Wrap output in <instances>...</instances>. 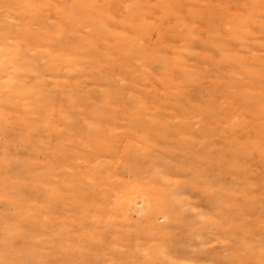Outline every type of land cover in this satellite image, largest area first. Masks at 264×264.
Masks as SVG:
<instances>
[{
  "label": "rangeland",
  "instance_id": "374dc122",
  "mask_svg": "<svg viewBox=\"0 0 264 264\" xmlns=\"http://www.w3.org/2000/svg\"><path fill=\"white\" fill-rule=\"evenodd\" d=\"M3 1V0H2ZM1 0H0V54L2 53V58H3V56L5 57V54L3 53L4 52V46H9V47H18V48H22V50L21 51H18V52H15V54H12V53H7L6 54V60L3 62V70L2 71H4L5 73H3V75L2 76H4V74L6 75V74H8V73H10V76L13 74L12 73V71H11V69H13V68H11V67H14V66H18V67H24L23 65H27V62L29 61V59L31 60L32 58V62H34L35 63V65H36V67H38L39 69H41L42 70V72H43V76H42V73H41V75L40 76H38V75H32V77H30L31 75H27L26 74V71L25 72H19V74H23V76L25 77V79L27 78L28 79V82H30V81H34L36 78V80H35V82L36 83H41V84H43V86L44 87H46V89L47 90H49V91H53V87H54V90L55 91H53V93H55V94H57L58 95V88H59V84H58V82H59V80H61V77H63V75L65 74H67L66 75V77H65V75H64V80H66L67 79V81H69V82H74V83H77V82H79L81 85H82V81H83V84L86 86H84L86 89H87V91L89 92V96L91 97V99H89L91 102H95L96 101V103H99L100 102V97H101V95H100V93H101V91H102V89H104V88H107V89H109V90H111L112 92H113V95H114V97L115 98H118V99H115V101H113V99H111L110 100V105L114 108V109H116V112H118L117 113V115H119V114H121V115H119L118 116V118H117V115L115 116V118H112V119H109V120H106V121H104L103 122V127H102V137L101 138H103V139H101V138H91L92 136H90V134L91 133H89L88 131L89 130H87V129H89V125L87 126L86 124H84V128H83V124L82 123H84V122H86V120L88 121V120H90L89 118H87V119H85L86 117H88V115L87 116H78L77 114H75V113H73L74 115H76V116H73V114H72V116H71V119H70V121L69 122H65L64 121V123H66V125H65V127H64V125L62 124L63 123V121H59V123L58 124H60V126L62 127V128H66V129H62V128H60V131L58 130L57 131V129H54V128H52V129H50V127H47V128H44V129H46L45 131H44V129L42 130H40V132H41V134H40V132H36V133H33L32 135H35V134H38V135H35V136H32L33 138H35L34 140L36 141H34L33 140V142H34V144L37 146H35V149H37V150H35V154H32L31 155V153H30V151L27 149V147L26 146H23V142H21V141H17L18 142V145H17V148H18V150H17V152L16 153H13L14 154V156L17 154V153H19L20 154V156H15V158H17V159H19L15 164H12V166L10 167V169L11 168H13V170H10L9 169V173L10 172H12V174L14 175V176H12V174L10 173V176H12V178H13V180L12 179H9V181H7V182H4V183H2V184H0V195H2L1 197H0V243L2 244V245H0V264H9V262H11L12 264H35L34 263V261H32L31 259H27V257H26V255L23 253V249L25 248V247H27V239H25V236H24V230L25 231H29V229H28V224H23L22 225V231L24 232V233H21V234H16V230H14V229H12V228H10L9 226H15V224L16 223H18L17 222V217H19V213H20V211H18V209H17V204H14V199L12 198V197H14L15 198V196H13L14 194L15 195H17V193H21L23 196H24V194H26L27 196L25 197V200L26 199H28V200H30V199H32L33 200V202H35V200H37L36 201V203L35 204H38V206H39V208L41 209V211H42V213H43V216H44V219L46 220V222H47V235L48 236H45V238H46V240H47V242H46V244H47V246H48V251H49V253L51 254L50 256V260L48 261L47 260V262L45 263V262H43V264H51V260H52V264H59V263H62V264H64L66 261V263L67 264H102V262H103V264H108V262L109 263H113V264H130V262H128V261H130L129 260V258H127V256H126V258H125V254L123 253V249H124V251H130V250H132V249H135V250H137L138 249V246L139 245H142V244H144V241H145V243H148L149 241H148V239L150 240L151 238H152V236L150 235V234H148V232L149 231H147V229L143 226V225H139V224H137L136 223V220H137V218H134V220H133V225L132 226H128V223H126L125 221H123V225H120V223L121 222H118L116 219H118L119 221H122V219L120 218V217H114L113 218V221L111 220V222L114 224V226L116 227H114L115 229H117L118 231H115V230H112V229H110V230H106V231H103V232H97V230L95 231V223H97V220H98V217H95V214L97 215V213H95V212H97V211H99L98 210V208H100V207H105L106 209H107V207L106 206H108L109 205V201L110 202H112V201H115V199H117V198H119V197H121V196H123L124 194H126V195H130V193L133 195V193H138V191L139 192H142V191H144L145 189H146V187H147V185H146V183L148 184V189H146L145 191V194L147 193V190H154V191H156V192H160V193H163L165 196V198H164V200H163V204H165V205H163L164 207H165V211L166 212H168V220L167 221H165L164 223H161V224H163V226H166L167 227V234L165 235V236H163L162 238H161V240L160 241H162V242H165L167 245H169L171 248H172V250H173V252H174V255H175V258L176 259H181L182 257H184L185 255L186 256H189L191 253H187L186 251H188V250H190V251H192L193 250V255H195V256H199V257H202L201 258V260L202 261H200V264L202 263V264H205V261H206V263H208V261H207V256H206V254H207V251H215V249H216V251L217 252H227V249H230V246H231V248L233 247V246H235V244H237V242H238V238H239V234H240V232L237 230V228H236V223L235 224H233V221H231L232 219L235 221L236 220V222H238L239 223V219H241L243 216L246 218H249V221H247V224H248V226H252V229L254 230V232L255 233H260L261 232V230L262 229H264V113H261L260 111H262V112H264V110H263V107H260V109L261 110H257L258 108H257V106L259 105L260 106V104L262 105V104H264V90H263V88H264V37H263V35H264V31H263V28L264 27H259L258 28V26H256V28L255 27H253V30L255 31V36H256V38H258V37H260V38H262L261 40L260 39H256L255 37H254V35H253V37H254V40L252 41V39L250 40V48L248 47V45H247V47H243L242 45H240L239 46V58H241V56H242V54H243V62H242V64H241V62H239V77H242L241 79V82L239 81V96L238 97H235V99H233V104L231 103V101H232V99H226V92H225V87H223V86H225V83L228 81L227 79H228V77H229V74L228 73H230V71H232V70H237L235 67V65L233 64V63H229L228 61H224V59L222 60L221 58L223 57V55H222V48H221V44H222V40H223V38H224V36H225V34H224V31L226 30L225 29V22L223 21V20H225L224 19V17H225V12H226V2H227V0H171L173 3H174V6H175V11H173V13H171V14H169V15H164L163 14V11L160 9V7H159V0H58V1H56V0H45V2H43L44 0H34V2H32L33 0H31V1H29V2H25L24 3V0H4L5 2H2ZM18 1L20 2V3H18ZM40 1V2H39ZM42 1V2H41ZM56 1V2H55ZM101 1H102V3H101ZM112 1V2H111ZM127 1V2H126ZM151 1H152V3H151ZM177 1H179V2H177ZM181 1H183V2H181ZM211 1V2H210ZM219 3H218V2ZM235 1H237V2H241V5L243 4V2L244 1H241V0H235ZM248 1V0H247ZM249 1H251V0H249ZM248 1V3H251V2H249ZM6 2L7 3H9V5H13L14 7H10V6H7V4H6ZM35 2H37V4L35 3ZM52 4H51V3ZM54 2V3H53ZM116 4H115V3ZM120 2H121V4H120ZM123 2H125L124 4H122ZM132 2V3H131ZM134 2V3H133ZM216 2V3H215ZM224 2V3H223ZM184 3V4H183ZM187 3V4H186ZM228 3V2H227ZM247 3V4H248ZM112 4L114 5L113 7H112V9H111V6H112ZM132 4V5H131ZM246 4V3H245ZM186 5V6H185ZM190 7H192V8H194V9H190L189 8V6ZM195 5V6H194ZM197 5V6H196ZM222 7H221V6ZM240 4H239V13L240 12H244V9L246 8V5H245V7H243L244 5H242L241 6ZM251 5V4H250ZM249 4L247 5V7H249L250 6ZM16 6V7H15ZM122 6V7H121ZM126 6H128V7H126ZM194 6V7H193ZM203 6V7H202ZM5 7L7 8V9H5ZM11 9H10V8ZM114 7H116L117 9V11H115V9H114ZM146 7H148V8H146ZM187 7V8H186ZM198 7H199V9H198ZM218 7V8H217ZM241 7H243V9H241ZM15 8V9H14ZM17 8V9H16ZM51 8V9H50ZM58 8V9H57ZM128 8V9H127ZM178 8V9H177ZM196 8V9H195ZM205 8H207V11H206V9ZM215 8V9H214ZM25 9H27V10H25ZM56 11H55V10ZM149 9V10H148ZM183 9H185V10H183ZM205 9V10H204ZM213 9H214V11H213ZM8 10H10V11H8ZM13 10V11H12ZM17 10V11H16ZM23 10H24V12H23ZM69 10H70V13H69ZM112 10V11H111ZM114 10V11H113ZM159 10V11H158ZM161 10V11H160ZM178 10V11H177ZM183 10V11H182ZM210 10V11H209ZM211 10L213 11V13L211 12ZM219 10V11H218ZM29 13H28V12ZM44 11V12H43ZM111 11V12H110ZM123 11V12H122ZM124 11H126V13L124 12ZM150 11H152V12H150ZM154 11H156L155 13H154ZM187 11V12H186ZM193 11V12H192ZM203 11V12H202ZM215 11H218V12H215ZM6 12V13H5ZM50 14H49V13ZM55 12V13H54ZM159 12V13H158ZM209 12V13H208ZM215 12V13H214ZM220 12V13H219ZM7 13H8V15H7ZM21 13V14H20ZM23 13V14H22ZM27 13V14H26ZM48 14L49 16H44L45 14ZM108 14V15H106L105 16V14ZM119 13H120V15H119ZM122 13V14H121ZM185 13H187V14H185ZM205 13V14H204ZM4 14V15H3ZM9 14L11 15V16H9ZM59 14H61L60 16H59ZM126 14V15H125ZM160 14H162V15H160ZM206 14H207V16H206ZM213 14V15H212ZM216 14V15H215ZM241 14V13H240ZM15 15H17V16H15ZM58 16V18H57V16ZM121 15H123V16H121ZM147 15V16H146ZM149 15H151V16H149ZM153 15V16H152ZM186 15V16H185ZM210 15V16H209ZM19 16V17H18ZM23 16V17H22ZM27 16H29V20H28V17ZM264 13H263V15L261 16L260 15V19L259 20H261L262 19V21H264ZM6 17H9V19L8 18H6ZM105 17V18H104ZM116 17V18H115ZM145 17H147V18H145ZM156 17V18H155ZM162 17V18H161ZM179 17V18H178ZM215 17V18H214ZM47 19V21H45L46 19ZM61 18V19H60ZM70 20H69V19ZM76 18V20H73V19H75ZM107 18H109V19H107ZM138 18V19H137ZM149 18V19H148ZM41 19H43L44 20V22L41 20ZM169 19H171V20H169ZM173 19V20H172ZM188 19H190L191 20V22H190V20H188ZM217 19H219V22H218V20ZM8 20V21H7ZM51 22V25L49 26H47V24H48V22L49 21ZM53 20V21H52ZM99 22H98V21ZM119 20V21H118ZM138 20V21H137ZM160 22H159V21ZM166 20V21H165ZM175 20V21H174ZM198 20H199V22H198ZM3 21V22H2ZM10 21H12V22H10ZM41 21V22H40ZM154 21H155V23H154ZM167 21H168V23H167ZM172 21V22H171ZM189 21V23H187ZM193 21H197V22H194L193 23ZM201 21V22H200ZM202 21H203V23H202ZM220 24V23H222L221 25H220V28H219V24L217 23V22ZM28 22V23H27ZM81 23V25H83L84 26V28L80 25V23ZM101 22H103V23H101ZM159 22V23H158ZM185 24H184V23ZM216 22V23H215ZM17 23V24H16ZM29 23H31V25H29ZM36 23V24H35ZM37 23H41V24H37ZM64 23H68L67 25L66 24H64ZM83 23V24H82ZM110 23H112V25L110 24ZM157 23V24H156ZM166 23V24H165ZM169 23H171V24H173V25H171V24H169ZM186 23H187V25H186ZM207 23V24H206ZM213 23V25H211V24ZM4 24V25H3ZM61 26H60V25ZM115 24V25H114ZM194 24V25H193ZM208 25V26H206V25ZM210 24V25H209ZM216 24H218V25H216ZM34 25V26H33ZM44 25H46V27H43ZM71 25V26H70ZM78 25H80V26H78ZM106 25V26H105ZM109 25H111L110 27H108ZM192 25V26H191ZM18 26V27H17ZM23 28H22V27ZM31 26V27H30ZM53 26H54V28H55V26H56V28L58 29V30H60L58 33H56L55 31H56V28L54 29L53 28ZM116 26H119L120 28L118 29ZM201 26H203L204 28H202ZM210 26V27H209ZM213 26V27H212ZM14 27H16V29L14 28ZM21 27V29H19ZM35 27V28H34ZM60 27H62V28H60ZM183 27H185V28H183ZM190 27V28H189ZM208 29V30H206V28ZM224 27V28H223ZM6 28V29H5ZM27 28H29L31 31L33 30V33H31L29 30H26ZM69 28H70V30H69ZM129 28V29H128ZM169 28V29H168ZM186 28H187V30H186ZM201 28V29H200ZM257 28L260 30V31H258L257 30ZM25 29V30H24ZM36 31H35V30ZM63 29H64V31H63ZM78 29V30H77ZM87 29V30H86ZM107 29V30H106ZM112 29H114V32H113V30ZM181 29V30H180ZM212 29V30H211ZM16 30H18V31H16ZM20 30L22 31V33H20ZM81 30H82V33H81ZM127 30V31H126ZM131 30V31H130ZM177 30H179V31H177ZM203 30V31H202ZM217 30V31H216ZM220 30V31H219ZM222 30V31H221ZM24 31V32H23ZM26 31H29L31 34H29V32L27 33ZM78 31H80L79 33H78ZM196 31V32H195ZM262 31V32H261ZM26 32V33H25ZM37 32H39L41 35H40V38H39V35L38 36H36V34H37ZM69 32V33H68ZM85 32H87V33H85ZM117 32V33H116ZM123 32V33H122ZM134 34H133V33ZM170 32V33H169ZM17 33V34H16ZM48 33V34H47ZM52 33H54V35L56 36V34H59V36L60 35H62L61 37H59V36H56L57 38H54L55 36L52 34ZM84 33V34H83ZM115 33V35L113 36L112 34H114ZM122 33V34H121ZM125 33H127V34H125ZM191 33V34H190ZM196 33H198V34H196ZM223 33V34H222ZM225 33H226V31H225ZM260 33H261V36H257V35H260ZM18 34H19V36H20V38H18L19 36H18ZM45 36H44V35ZM76 36V37H74V35ZM106 34V35H105ZM167 34V35H166ZM171 34V35H170ZM181 34H183L184 36H182ZM27 35V36H26ZM34 35V36H33ZM67 35H69V36H67ZM92 35H93V37H92ZM116 35H117V38H116ZM191 35H192V37H191ZM47 36V37H46ZM51 36V39H49V40H47L49 37ZM65 36V37H64ZM96 36V37H95ZM168 36H170L169 38H167ZM207 36V37H206ZM12 39H11V38ZM32 37H35L34 39H31ZM52 37L54 38L53 40H52ZM59 37V38H58ZM124 37V38H123ZM155 37V38H154ZM166 37V38H165ZM10 38V39H9ZM14 38H17V39H14ZM36 38H38V39H36ZM94 40H93V39ZM96 38V39H95ZM114 38V39H113ZM120 38V39H119ZM207 39V40H205V39ZM56 39V40H55ZM63 39V40H62ZM67 39V40H66ZM108 40V42H110V43H108L107 42V40ZM132 39V40H131ZM145 39V40H144ZM149 39V40H148ZM151 39V40H150ZM10 42H9V41ZM39 40V42L37 43H35V42H33V41H38ZM42 40V42H41V44L43 43H45V46H47L46 44H48V41L50 42V40H51V42L53 43V44H55V46L50 42L49 44H52L53 46L48 50L49 52H47V51H45L46 49H44V45H41V44H39L40 43V41ZM45 40H46V42H45ZM66 40V41H65ZM101 40L102 41V43L101 42H99V41ZM164 40V41H163ZM173 40V41H172ZM21 41V42H20ZM44 41V42H43ZM56 41V42H55ZM95 41H97V43L95 42ZM151 41V42H150ZM160 41V42H159ZM175 41H177V42H175ZM178 41L180 42V43H178ZM203 41V42H202ZM262 41V42H261ZM22 44V47H21V44ZM23 42V43H22ZM28 42V43H27ZM30 42V43H29ZM65 42V43H64ZM114 42V43H113ZM163 42H165L164 44H163ZM259 42H260V44H259ZM34 43V44H33ZM98 43H100V44H98ZM103 43H104V45H103ZM174 43V44H173ZM253 45H252V44ZM256 43H257V45H256ZM262 43V44H261ZM15 44H17V45H15ZM25 44V45H24ZM38 44V45H37ZM63 44H66V45H63ZM96 44H98V45H100V47L98 46V45H96ZM142 44V45H141ZM144 44V45H143ZM147 44V45H146ZM150 44V45H149ZM159 44H161V45H159ZM256 46H255V45ZM36 45V46H35ZM58 45H61V46H58ZM62 45H63V47H62ZM75 45V46H74ZM103 45V46H102ZM174 45V46H173ZM31 46V47H30ZM39 46V47H38ZM43 46V47H42ZM65 46H66V48H65ZM98 46V47H97ZM116 46V47H115ZM128 46V47H127ZM180 46V47H179ZM196 46H197V48H196ZM62 47V48H61ZM72 47H74V48H72ZM105 49H104V48ZM147 47V48H146ZM174 50V48H175V50H174V52L172 51V52H169V49H170V51L172 50L171 48ZM203 47V48H202ZM3 48V49H2ZM27 48H29V49H27ZM30 48H32V49H30ZM43 48V49H42ZM144 48H145V52H144ZM154 48V49H153ZM155 48H157V49H155ZM177 48H180V49H177ZM204 48H206V49H204ZM248 48L250 49V50H248ZM19 49V50H20ZM26 49L28 50V51H26ZM41 49V50H40ZM70 50L69 52H67V50ZM72 49V50H71ZM149 49V50H148ZM215 49V50H214ZM30 50H32L33 52L31 53L30 52ZM44 50V51H43ZM152 50V51H151ZM177 50H179V52H177ZM195 50V51H194ZM198 51V53H196L197 51ZM242 50V51H241ZM245 50V51H244ZM40 51H41V53H40ZM84 53H83V52ZM131 51V52H130ZM161 51H163L162 52V54H163V56L164 57H168L170 60L171 59H175V57L179 54V55H181V58H182V60H183V63L185 64L188 60L190 61V63H187L186 65H185V67H187V69L189 70V75H188V77H186V75L185 74H183L182 73V71L180 70V67H175V68H173L172 69V71L170 72V75H171V77H172V83H171V85H168L167 84V82H165V79L164 78H161V75L159 74V71H160V73H161V69H159V68H157V64H155V63H153L154 64V66H153V64H150L148 61H150V57H156V55L157 54H159L160 56H162V54H160L161 53ZM211 51H213V53L211 52ZM216 51V52H215ZM217 51H219L220 53H218ZM241 51V52H240ZM246 51H248V52H246ZM29 52H30V54H29ZM53 52V53H52ZM73 52V56L71 55V53ZM166 52H167V54H166ZM75 53H77V54H75ZM78 53L81 55L80 57H79V55H78ZM150 53H151V55H150ZM168 53H170V54H168ZM172 53V54H171ZM252 53H254V54H252ZM259 53V54H258ZM4 54V55H3ZM24 54H26V56L24 55ZM29 54V55H28ZM58 54H60L59 56H57ZM100 54V55H99ZM131 54H134V55H131ZM147 54H148V57H147ZM165 54V55H164ZM198 54H199V56H198ZM212 54V55H211ZM261 54V55H260ZM21 55V56H20ZM24 55V57H25V59H24V57H22ZM118 57H117V56ZM140 55V56H139ZM183 55H184V57H183ZM220 55H221V58H220ZM252 55V56H251ZM255 55V57H253ZM37 56H39V57H37ZM54 57V56H57L58 58H56V57H54V58H51V57ZM61 56H63V59H62V57ZM85 56V57H84ZM103 56H104V58H103ZM107 56V57H106ZM112 56V57H111ZM115 56V57H114ZM134 56V57H133ZM138 56V57H137ZM170 56H174V57H170ZM186 56H187V58H186ZM210 56H212V57H210ZM46 57V58H45ZM85 58L84 60H83V58ZM143 60H141L140 58ZM145 57V58H144ZM260 57V58H259ZM8 58V59H7ZM21 58H22V60H21ZM28 58V59H27ZM48 58H51V59H48ZM66 58H68V59H66ZM76 58V59H75ZM77 58H79V59H77ZM91 59V60H89V59ZM95 58H96V60H98V61H96L95 60ZM114 58V59H113ZM136 58V59H135ZM138 58V59H137ZM207 58H209V59H207ZM224 58V57H223ZM253 58H256L257 59V61H255L256 59H253ZM261 58H263V59H261ZM21 60V62L23 63L22 65H21V63H18V61L20 62V60ZM38 59V60H37ZM43 59H44V62H43ZM45 59L47 60V61H45ZM82 59V60H81ZM94 59V60H93ZM149 59V60H148ZM186 59H187V61H186ZM191 59V60H190ZM194 59V60H193ZM199 59H201V61L199 60ZM212 59V60H211ZM213 59H215L214 61H213ZM219 59V60H218ZM66 60V61H65ZM71 60V61H70ZM112 60V61H111ZM120 60H122V61H120ZM138 60V61H137ZM140 60L142 61V62H140ZM249 60V61H248ZM252 60V61H251ZM100 61V62H99ZM107 61V62H106ZM118 61H120V62H118ZM124 61V62H123ZM132 61V62H131ZM186 61V62H185ZM188 61V62H189ZM206 62V64H205V62ZM208 61H210V62H208ZM224 63H223V62ZM240 61V60H239ZM248 62V63H244V62ZM40 62V63H39ZM59 62V63H58ZM67 62V63H66ZM92 62V63H91ZM116 62H118V63H116ZM122 62V63H121ZM138 62H140L141 64H139V65H136V63H138ZM194 64H193V63ZM212 62V63H211ZM251 64H250V63ZM38 63H39V65H38ZM65 63V64H64ZM96 64V66L97 67H95V64ZM115 63V64H114ZM125 63V64H124ZM128 63V64H127ZM133 63H135V64H133ZM172 64H175V62L173 61V62H171ZM225 63H229V64H226L225 65ZM252 63H253V65H252ZM97 64H100V65H97ZM111 65V66H109V65ZM120 66V67H123V65H125L124 67L126 68V69H123L122 68V70H125L124 71V73L125 74H127L128 76H126L124 73H123V71H121V69L118 67V65ZM146 64H147V66H146ZM20 65V66H19ZM49 65V66H48ZM61 65H62V67H61ZM65 65V66H64ZM84 65V66H83ZM87 65V66H86ZM106 67H105V66ZM114 65V66H113ZM117 65V66H116ZM122 65V66H121ZM134 65V66H133ZM205 65H207V66H205ZM214 65V66H213ZM218 65H221V66H218ZM223 65H225V66H223ZM231 65V66H230ZM248 65V66H247ZM252 65V66H251ZM262 65V67H260ZM42 66V67H41ZM43 66H45V67H43ZM60 66V67H59ZM64 66V67H63ZM74 66V67H73ZM79 66H81V67H79ZM88 67V68H86V67ZM89 66H90V69H89ZM109 66V67H108ZM132 66V67H131ZM138 66H139V68H138ZM196 66V67H195ZM210 66V67H209ZM243 67V68H246V69H244L242 72H241V68L240 67ZM55 67H57V68H55ZM65 67H67V68H65ZM78 67V69H76V68ZM95 67V68H94ZM99 67V68H98ZM116 67V68H115ZM130 69H129V68ZM134 67V68H133ZM212 67V68H211ZM219 69H221V70H219L218 71V68ZM256 67V68H255ZM46 68V69H45ZM54 68V69H53ZM83 68H85V69H83ZM91 68L93 69V71L91 70ZM155 68V69H154ZM190 68H191V70H190ZM252 68H253V70H252ZM255 68V69H254ZM260 68V69H259ZM263 68V69H262ZM86 69H87V72H86ZM97 69V70H96ZM137 69H139V70H137ZM146 69H148L149 70V72L151 71V70H154V71H151L150 72V76H146V74L147 73H145L146 71ZM151 69V70H150ZM177 69H178V71H177ZM212 69H217L216 71L218 72H216V71H213ZM248 69H249V71H248ZM256 69H257V71H256ZM48 70V71H47ZM89 70H91V72L89 71ZM159 70V71H158ZM193 70H194V72H193ZM230 70V71H229ZM259 70V71H258ZM11 71V72H10ZM47 71V72H46ZM66 71V72H65ZM82 71V72H81ZM98 71H100V72H103L102 73V75L105 73V75H104V77H102L101 76V73L100 72H98ZM121 71V72H120ZM142 71V73H140ZM157 71V72H156ZM174 71H175V73H174ZM191 71V72H190ZM8 72V73H7ZM64 73V74H61V73ZM68 72V73H67ZM119 72H120V74H119ZM127 72H129V74L127 73ZM137 72V73H136ZM207 72V73H206ZM260 72H262V73H260ZM106 73H109V75H107ZM135 73V74H134ZM139 73V74H138ZM171 73H173V74H171ZM193 73H194V75H193ZM196 73H198V74H196ZM203 73V74H202ZM208 74L207 76H206V74ZM254 73V74H253ZM258 73V74H257ZM38 74H40V71L38 72ZM88 74H91V75H88ZM95 74V75H94ZM122 74H124V75H122ZM141 74V75H140ZM152 74H153V76H152ZM61 75V76H60ZM84 77H83V76ZM132 75V76H131ZM143 75V76H142ZM205 75V76H204ZM217 75H221L222 77H220V78H216V77H219V76H217ZM228 76V77H226V76ZM258 75V76H257ZM259 75H260V77H262V78H259ZM29 76V77H28ZM70 76H72L71 78H70ZM74 76H76V77H74ZM99 76H101L100 78H101V81H100V78H99ZM134 76H136L135 77V79H133L134 78ZM142 76V77H141ZM154 76H156L155 78H154ZM179 76H180V79H179ZM213 76H215V77H212ZM50 77V78H49ZM54 77V78H53ZM90 77H93V78H90ZM106 77V78H105ZM150 77H151V80H150ZM186 77V78H185ZM202 77V78H201ZM206 77H208V78H206ZM246 77V78H245ZM247 77H248V79H247ZM31 78V79H30ZM70 78V79H69ZM91 80H90V79ZM95 78V79H94ZM142 78H143V80H142ZM159 78L160 79H162V83L161 82H158L159 81ZM182 78V79H181ZM198 78H199V80H198ZM40 79V81H38ZM89 79V80H88ZM106 79H108L107 81H106ZM117 79H119V80H117ZM163 79H164V82H163ZM205 79V80H204ZM214 79H218V81H219V83L217 84V83H214V82H216V80L214 81ZM243 79H245V80H243ZM43 80V81H42ZM45 80V81H44ZM50 80V81H49ZM77 80V81H76ZM125 83V86H124V83L122 82V81ZM157 80V81H156ZM176 80V81H175ZM178 80V81H177ZM226 80V81H225ZM240 80V79H239ZM38 81V82H37ZM98 81V82H97ZM100 81V82H99ZM115 81H118L119 82V84H118V82H115ZM145 81V82H144ZM152 81V82H151ZM161 81V80H160ZM193 81H194V85H192L193 84ZM195 81H196V83H195ZM213 82V84H214V86H212L213 84H212V82ZM247 81H249V82H251V83H249L248 82V84H249V86H248V84L246 83ZM43 82V83H42ZM87 82V83H86ZM143 82H144V84H143ZM149 82H151V83H149ZM189 82H192V83H189ZM199 84H198V83ZM202 82V83H201ZM209 82H211V83H209ZM245 82V83H244ZM90 83V84H89ZM93 83V84H92ZM98 83V84H97ZM105 83V85L103 86V84ZM113 83V84H112ZM114 83H115V85H114ZM145 83H147V84H145ZM174 83V84H173ZM185 83H188V86H189V88L188 87H186L187 86V84L185 85ZM87 84H89V85H87ZM121 84H123V85H121ZM129 84H130V86H129ZM107 85V86H106ZM110 85H112L113 87H114V89H113V87L112 86H110ZM132 85V86H131ZM183 85H184V87H185V90L187 91H185L183 88H181V87H183ZM247 85V86H246ZM83 86V85H82ZM91 86V87H90ZM148 86V87H147ZM259 86V87H258ZM97 87V88H96ZM132 87H134V88H132ZM136 87V88H135ZM150 87V88H149ZM153 87H156L155 89L153 88ZM173 87V88H172ZM175 87V88H174ZM190 87L191 88H193V89H190ZM196 87H197V89H196ZM223 87V88H222ZM248 87V88H247ZM55 88H57V89H55ZM98 88H99V90H98ZM112 88V89H111ZM119 89V88H121L123 91H124V93H125V95H120V96H115L116 94H114L115 92V89ZM129 88H132V89H129ZM142 88V89H141ZM171 88V89H170ZM177 88H178V90H177ZM180 88V89H179ZM186 88H188V89H186ZM141 89V90H140ZM144 89V90H143ZM148 89V90H147ZM150 89V90H149ZM159 91H158V90ZM200 91H199V90ZM220 90V91H217V90ZM250 89H255V90H251L250 91ZM260 89H262V90H260ZM90 90V91H89ZM101 90V91H100ZM133 90V91H132ZM177 90V91H176ZM181 90V91H180ZM183 90V91H182ZM191 90V91H190ZM195 90H196V93H195ZM198 90V91H197ZM207 90V91H206ZM260 90V91H259ZM93 91H96V92H93ZM135 91V92H134ZM152 91V92H151ZM167 91H169V92H167ZM171 91H174V93H172ZM179 91V92H178ZM204 91H206V92H204ZM208 91H210V92H208ZM214 92V95H213V92ZM223 91L225 92L224 93V95L222 94L223 93ZM253 91V92H252ZM263 93H262V92ZM92 92V93H91ZM132 92V93H131ZM183 92V93H182ZM186 92V93H185ZM194 92V93H193ZM199 92V93H198ZM215 92H216V94H215ZM257 92V93H256ZM259 92V93H258ZM261 92V93H260ZM94 93V94H93ZM96 93H98V95H96ZM146 93H148V99L146 98L147 96H146ZM150 93V94H149ZM156 95H155V94ZM166 93H172V94H170V96H169V94H166ZM175 93H179V96L177 97V95L178 94H175ZM183 95H182V94ZM192 93H193V95H192ZM219 93H220V96L222 97V98H224V99H222L220 96H218L219 95ZM130 94V95H129ZM134 94H137V95H134ZM160 94V95H159ZM185 94V95H184ZM194 94L196 95V96H194ZM198 94H200V95H198ZM227 94H228V92H227ZM127 95V96H126ZM166 95V96H165ZM188 95V96H187ZM211 95V96H210ZM213 95V96H212ZM62 96V95H61ZM97 96V98H95V97ZM122 96V97H121ZM130 96V97H129ZM131 96H139V97H142L144 100H142L143 101V103L145 102V104H148V105H146L147 106V108H148V111L150 112L149 114H147L146 116H148L149 115V118H146V116H145V118H144V122L141 124V123H139L138 122V120L136 119V114L134 113V111H135V108H134V110L132 109L134 106H133V102L132 103H130L129 104V102H131L132 101V99H130L129 100V98H131ZM155 96V97H154ZM160 96H161V98H160ZM168 96L172 99L173 97H175V98H173L172 100H170V98H168ZM184 96V97H183ZM185 96H186V98H185ZM205 96H206V98H205ZM58 97H60V96H58ZM66 97V94H64L63 95V97L62 98H65ZM99 97V98H98ZM113 97V98H114ZM121 97V98H120ZM127 97H128V100H127ZM166 97V99L168 98V100H166V99H164ZM177 97V98H176ZM188 97V98H187ZM194 97V98H193ZM199 97V98H198ZM207 97H209V99L207 98ZM92 98L95 100H92ZM126 98V99H125ZM155 98V99H154ZM192 98V99H191ZM237 98V99H236ZM120 99H122L123 101H121ZM125 99V100H124ZM150 99H152V100H150ZM212 101H211V100ZM215 99V100H214ZM217 99H218V102H216V105H215V103L213 102V101H217ZM61 100V101H60ZM63 100V101H62ZM118 100L120 101V102H118ZM127 100V101H126ZM165 101V103H162V101ZM181 102H180V101ZM194 100V101H193ZM203 100V101H202ZM209 100H210V102H209ZM222 100H223V102L224 103H221L222 102ZM228 100V101H227ZM241 100H243V101H241ZM163 101V102H164ZM169 101V102H168ZM171 101V102H170ZM176 103H175V102ZM207 101V102H206ZM174 102V103H173ZM183 102V103H182ZM191 102V103H190ZM227 102H228V106H227ZM56 103H58V104H60V105H66L67 103H68V99H56ZM82 102H80L79 103V107H80V109L81 110H83L84 108H85V103H83V104H81ZM150 103H152V104H150ZM185 103L186 104H188V105H185ZM204 103V106L202 107V104ZM219 103L221 104V105H224V106H222V108H220L221 106L219 105ZM122 104V105H121ZM154 104V106H152ZM158 104H160L162 107H165V106H167V108L165 107V108H161V106L160 105H158ZM172 104V105H171ZM194 104V105H193ZM195 104H196V106H195ZM208 104V105H207ZM218 104V105H217ZM242 104V105H241ZM244 104V105H243ZM82 105V106H81ZM85 105V106H84ZM131 105V106H130ZM151 105V106H150ZM155 105H157V106H155ZM164 105V106H163ZM169 105H171V106H169ZM200 105V106H199ZM240 105V106H239ZM160 107V109H158L159 107ZM169 106V107H168ZM186 106V107H185ZM188 106V107H187ZM220 106V107H219ZM120 107H122V108H120ZM132 107V108H131ZM155 107H158V108H156V109H158L159 110V112L157 113V110L155 111ZM172 107V108H171ZM201 107V108H200ZM205 107V108H204ZM206 107H208V108H206ZM247 107V108H246ZM118 108H120V109H118ZM150 108V109H149ZM186 108H188V109H186ZM198 109V111L196 112V110ZM230 108H232V110L234 111V109H235V111H237V114L238 115H240V116H238V118L236 117V119L234 120V121H237L236 122V128L234 129V128H232V127H230V126H228V124L225 122V121H227V117L230 115V114H232V113H230L229 114V112H227L226 113V111H230ZM245 108V109H244ZM253 108V109H252ZM203 110V111H200V110ZM210 109H211V111L214 109V111H216V113H214V112H210ZM220 109L222 110L221 112H222V114H221V112H219L220 111ZM228 109V110H227ZM237 109V110H236ZM124 110V111H123ZM127 110V113L125 112ZM176 110V111H175ZM179 110V111H178ZM205 110H208L209 111V113H206L205 112ZM223 110H224V112L225 113H223ZM242 110H244V111H242ZM248 110V111H247ZM251 110V111H250ZM255 110V111H254ZM258 112H257V111ZM122 111V112H121ZM151 111H155L154 113H152ZM166 111V112H165ZM200 111V112H199ZM242 111V112H241ZM126 114H125V113ZM131 112V113H130ZM168 112V113H167ZM172 112H174V113H172ZM179 112V113H178ZM184 112H186V113H184ZM241 112V114H239ZM253 112V113H252ZM130 113V115H128ZM177 113V114H176ZM187 113L188 114H190V115H187ZM244 113V114H243ZM252 113V115H250V114ZM254 113H257L256 114V116H255V114ZM135 114V115H134ZM166 114V115H165ZM181 114H184V116L186 117H184L183 115H181ZM198 114H200L199 116H198ZM218 115V117H215V118H219V120L217 119V120H215V118H213V117H211V115ZM170 117H168V116ZM188 117H187V116ZM224 115V116H223ZM250 117H249V116ZM254 115V116H253ZM204 116V117H203ZM220 116H223V117H220ZM243 116V117H242ZM76 117V118H75ZM78 117H80L81 118V121H80V118L78 119ZM121 117V118H120ZM158 117H159V120H157L158 119ZM161 117V118H160ZM226 117V118H225ZM125 118H127V120L125 119ZM151 118V119H150ZM163 118V119H162ZM164 118H168V119H170L169 121H168V119H167V121H165L166 119H164ZM191 118H193V120L191 119ZM203 118V119H202ZM209 118V119H208ZM240 118V119H239ZM249 118V119H248ZM256 118V119H255ZM260 118H262V119H260ZM117 119H118V121H117ZM174 119V120H173ZM178 119H180V120H178ZM207 119H208V121H207ZM245 119V120H244ZM259 119V120H258ZM116 122H115V121ZM126 120V121H125ZM153 120V121H152ZM166 122H164V121ZM194 120H201V121H196V122H194ZM213 120H214V122H213ZM247 120V121H246ZM250 122H249V121ZM109 121H110V124H109ZM119 121L120 122H123V123H119ZM129 121V122H128ZM157 121V122H156ZM180 121V122H179ZM191 121H193V122H191ZM215 121H216V123H215ZM218 121V122H217ZM74 122H76V125L74 126ZM77 122H78V124H77ZM81 122V123H80ZM106 122V123H105ZM107 122H108V125H107ZM154 122H156L155 124H156V127L154 126V128H153V125H155L154 124ZM160 122H163V123H160ZM186 122V123H185ZM202 122H204V123H202ZM208 122V123H207ZM222 122V123H221ZM225 122V123H224ZM241 123V125L243 124V126H241V125H239L240 123ZM260 122L262 123V124H260ZM106 125H105V124ZM133 123H135V125L133 124ZM165 123V124H164ZM169 123H171L170 125H168ZM189 123V124H188ZM200 125H199V124ZM217 123H221V125H219L218 126V124ZM117 124H118V126H117ZM151 124H153L152 126H150ZM180 124H181V126H183V127H181L180 126ZM208 124V125H207ZM212 124V125H211ZM244 124H245V126H244ZM256 124H260L261 126H259V125H257L256 126ZM72 125V126H71ZM122 125H123V127H122ZM125 125V126H124ZM134 125V126H133ZM165 125H166V127H165ZM193 125V126H192ZM202 125V126H201ZM211 125V126H210ZM216 125H217V127H218V131H217V128H216ZM223 125H225V127H224V130H223V128H221V126H223ZM254 125V126H253ZM59 126V125H58ZM74 126V127H73ZM87 128H86V127ZM105 126V127H104ZM109 126H110V128H109ZM174 129H172L171 127ZM178 126H180V127H178ZM186 126H188V127H186ZM195 126H197L196 128H195ZM241 126V127H240ZM247 126H248V128H247ZM251 126V127H250ZM68 127H72V128H68ZM116 129V131H115V129ZM126 127V128H125ZM127 127H130L129 129L127 128ZM168 127H169V129H168ZM211 127H213V128H211ZM215 127V128H214ZM227 127V128H226ZM228 127H229V129H230V131H228L227 132V130H229L228 129ZM235 127V126H234ZM254 127H255V129H254ZM258 127H260V130H259V128ZM105 128V129H104ZM118 128V129H117ZM177 128H179V129H177ZM187 128H189V129H187ZM195 128V129H194ZM198 128H200V129H198ZM244 128V129H243ZM62 129V130H61ZM68 129V130H67ZM131 129H134L133 130V132H134V134L133 133H130L132 130ZM166 130V131H164V130ZM177 129V130H176ZM186 129V130H185ZM191 129V130H190ZM227 129V130H226ZM232 129H233V132H234V130H235V134L234 133H232L231 131H232ZM239 129H241L240 131H239ZM47 130H48V132H47ZM49 130H53L52 132L50 131L49 132ZM66 130V131H65ZM71 130V131H70ZM118 130H120V132L118 131ZM123 130V131H122ZM126 130V131H125ZM185 130V131H184ZM221 130H223V131H221ZM226 130V131H225ZM247 130V131H246ZM255 132H253V131ZM256 130V131H255ZM19 130H15V132L18 134L19 132H18ZM44 131V132H43ZM63 131V132H62ZM110 131V132H109ZM113 131V132H112ZM138 131H139V135H136V134H138ZM151 131H153V135L150 133ZM182 132V133H180V132ZM200 131V132H199ZM221 131V132H220ZM238 131V132H237ZM241 131H243V132H241ZM261 133H260V132ZM15 132L12 130V129H10L8 132H7V134H1L0 136V142H2L3 140H5V138H9L12 134L13 135H15ZM59 132H61V133H59ZM108 132H109V134H108ZM112 132V133H111ZM114 132L116 133V134H114ZM124 132V133H123ZM140 132H141V135H140ZM154 132H157L158 133V136L157 135H154ZM163 132H165V133H163ZM167 132V133H166ZM176 132H178L177 134H176ZM186 132V133H185ZM217 132H218V134H217ZM226 132V133H225ZM241 132V133H240ZM247 132H249V133H247ZM258 132V133H257ZM43 133V134H42ZM51 133H53L52 135H51ZM70 133V134H69ZM71 133L73 134V135H71ZM83 133H86V135H84ZM107 133V134H106ZM157 133H155V134H157ZM162 133H163V135H162ZM173 133H175V135L173 134ZM194 133V134H193ZM198 133V134H197ZM200 133V134H199ZM203 133V134H202ZM214 133V134H213ZM241 135H240V134ZM40 134V135H39ZM55 134V135H54ZM57 134H61L60 135V137H59V135H57ZM113 136H112V135ZM123 134V135H122ZM151 134V135H150ZM164 134H168V137H167V135H166V137H165V135ZM170 134V135H169ZM187 134H188V136H187ZM202 134V135H201ZM206 134V135H205ZM213 134V135H212ZM221 134V135H220ZM230 134V135H229ZM246 134V135H245ZM249 134L251 135V137H248L249 136ZM255 134H257L258 135V137L255 135ZM48 135H49V137H48ZM69 135V136H68ZM83 135H84V137H83ZM105 135V136H104ZM120 135H122L123 136V138H121L120 137ZM150 135V136H149ZM177 135V136H176ZM183 136L182 138H181V136ZM191 135H193V137L191 136ZM204 135V136H203ZM210 135V136H209ZM254 135V136H253ZM2 136H4V137H2ZM47 136V137H46ZM50 136H51V138H50ZM59 138H58V137ZM71 136V137H70ZM104 136V137H103ZM109 137V138H107V137ZM126 136V137H125ZM180 137V139H179V137ZM209 136V137H208ZM222 136V137H221ZM55 137H57L56 139H55ZM70 137V138H69ZM87 137V138H86ZM118 137H120V138H118ZM129 137H131V138H129ZM133 137H135L134 139H133ZM153 139H152V138ZM157 137H158V140H157ZM163 139H162V138ZM189 137V138H188ZM191 137V138H190ZM232 137H234L233 139H232ZM247 137H248V139H247ZM260 137L262 138V141H260L259 139H260ZM43 140L44 142H46V143H41L40 142V140ZM48 138H50V139H48ZM67 138L69 139V140H67ZM75 139V141H73L74 139ZM150 138H151V140L152 141H150ZM161 138V139H160ZM171 138L173 139V140H171ZM207 138V140H205ZM212 138V139H211ZM52 139V140H51ZM73 139V140H72ZM89 141H88V140ZM110 139V140H109ZM113 139H116V141H113ZM119 139V140H118ZM122 139H124V140H122ZM128 139V140H127ZM167 139V140H166ZM168 139H170V140H168ZM176 139H178V141L176 140ZM194 139H196V140H194ZM239 141H238V140ZM247 139V140H246ZM48 140H50V141H48ZM93 140V141H92ZM95 140V141H94ZM99 140H102V142L101 141H99ZM104 140L106 141V143H108V141H109V143L106 145V143H104ZM113 142H112V141ZM123 142H122V141ZM133 140V141H132ZM155 140L156 141H158V142H155ZM175 140V141H174ZM225 140V141H224ZM230 140V141H229ZM245 140V141H244ZM251 140V141H250ZM67 141H69V143L67 142ZM75 143H73V142ZM79 141V142H78ZM99 141V142H98ZM132 143H130V142ZM138 143H137V142ZM144 141H145V143H144ZM154 141V142H153ZM163 141V142H162ZM187 141V142H186ZM198 141V142H197ZM202 141H204V142H201ZM214 142V143H211V142ZM224 141V142H223ZM233 141H236V142H238V144H239V147L241 146V147H245L246 149H245V151H243V153H241L240 155H239V157H238V160L236 159L235 160V155H234V153H233V151H232V142ZM21 142V143H20ZM40 142V143H39ZM59 142V144L61 145V143H63L61 146H59V144H57ZM72 142V143H71ZM76 142H77V144H76ZM86 142H87V144H86ZM89 142V143H88ZM94 142V143H93ZM135 142H136V145H135ZM171 142V143H170ZM175 142V143H174ZM176 142L178 143V144H176ZM185 142V143H184ZM190 142V143H189ZM207 142H208V150H207V152H206V150H204V149H206V147H207V145L205 146V144H207ZM210 142V143H209ZM241 142V143H240ZM50 143H51V145H50ZM66 143H68L69 144V149L67 148L68 146H66ZM80 143V144H79ZM83 145H82V144ZM97 144V145H95V147H94V145L93 144ZM99 143H104V145H106V146H102V144H99ZM122 143V144H121ZM155 143H157V144H155ZM166 143V144H165ZM175 145H174V144ZM181 143H183L184 144V146L186 147H184L183 146V144H181ZM225 143V144H224ZM263 143V144H262ZM38 144H40L39 146L40 147H38ZM48 146H47V145ZM99 144V145H98ZM152 144V145H151ZM162 144H164V145H166V149H165V147L163 146L162 147ZM169 144H172L173 145V147H171V145L169 146ZM57 147H60V148H57ZM74 145H76V146H74ZM86 145V147H84ZM88 145V146H87ZM89 145H90V147H89ZM110 145H112V146H109ZM120 145V146H119ZM124 145V146H123ZM138 145V146H137ZM153 145H158L159 147H155V148H153L154 146ZM182 145V146H181ZM194 145V146H193ZM214 145V146H213ZM226 145H228L229 147H227ZM41 146H42V148H41ZM80 146V147H79ZM96 146H98L99 148H96ZM117 146H118V148H119V150L118 149H115V148H117ZM142 146V147H141ZM146 147V148H144V147ZM149 146H150V148H149ZM205 146V147H204ZM210 146V147H209ZM223 146V147H222ZM263 146V147H262ZM25 147V148H24ZM48 147H49V151H46V150H48ZM51 147V148H50ZM84 147V148H83ZM124 148V149H122V148ZM141 147V148H140ZM161 147V148H160ZM204 147V148H203ZM220 147V148H219ZM260 147H261V149H260ZM22 148H24V150H28V153L26 152V151H24ZM40 148H41V151H40ZM91 148V149H90ZM108 148H110L109 149V151H106L105 149H107L108 150ZM121 148V149H120ZM126 148V149H125ZM131 148H132V150H131ZM144 148V149H143ZM158 148V149H157ZM162 148H164V149H162ZM183 148H184V150H183ZM187 148H192V149H187ZM202 148V149H201ZM223 148V149H222ZM46 149V150H45ZM56 149V150H55ZM58 149V150H57ZM60 149H62V151L60 150ZM83 149H85V150H87V152L84 150L83 151ZM88 149H89V152H88ZM98 149H99V151H98ZM103 149V150H102ZM114 149L116 150V151H114ZM140 149V150H139ZM148 149H151V151L150 150H148ZM154 149V151H152ZM40 152H39V151ZM60 150V151H59ZM82 150V151H81ZM120 150H122L121 151V154H120ZM130 150V151H129ZM155 150H157V151H155ZM158 150H160V151H163V152H160V151H158ZM164 150H167V151H164ZM185 150H186V153H188V154H184V156L183 155H181L180 156V154H183V153H181V152H185ZM190 150H191V153H190ZM202 150L205 152H202ZM216 150V151H215ZM219 150V151H218ZM227 150V152H225ZM259 150H261V151H259ZM44 151V152H43ZM57 151V152H56ZM80 151V152H79ZM106 151V152H105ZM170 151V152H169ZM171 151H175V152H171ZM221 151V152H220ZM224 151V152H223ZM21 152V153H20ZM24 154H23V153ZM37 152H39V153H37ZM47 152V153H46ZM55 152V153H54ZM80 153V155H79V153ZM128 152H130V153H128ZM159 154H158V153ZM178 152H180V153H178ZM211 152H213L212 153V155H211ZM26 153V154H25ZM30 153V154H29ZM49 153V154H48ZM73 153H75V154H72ZM76 153H77V156H76ZM86 153H88V154H86ZM119 153V154H118ZM190 153V154H189ZM194 153V154H193ZM204 153V154H203ZM219 153H221V154H219ZM224 153V154H223ZM229 153V154H228ZM255 153H257L256 155H255ZM22 154V155H21ZM41 154V155H40ZM55 154V155H54ZM129 154V155H128ZM131 154V155H130ZM191 154H193V155H191ZM206 154H210V156L209 155H206ZM254 154V155H253ZM32 156L33 158H35V159H37V161L39 162V164L37 165V171H38V173H39V178L36 180V182H38V184L36 183V182H34L32 185H31V183L30 184H28V182H30V181H26V179L24 178V174H23V172H22V169H20L22 166H21V162H22V160L24 159V158H27L28 156ZM37 155H39L40 157H41V159H39L40 157H37ZM54 155V156H53ZM57 155V156H56ZM59 155V156H58ZM79 155V156H78ZM82 155H84V158H82L83 156ZM88 155V156H87ZM94 157H93V156ZM99 155H101V157L99 156ZM161 155V156H160ZM167 155V156H166ZM186 155V156H185ZM202 155V156H201ZM224 155V156H223ZM225 155H226V157H225ZM227 155H229V156H227ZM230 155H231V158H230ZM26 156V157H25ZM42 156H44V158L42 157ZM56 156V158H54ZM72 156H74V157H72ZM85 156H87L86 157V159H85ZM103 156H106V157H103ZM108 156L110 157V158H108ZM120 156V157H119ZM124 156V157H123ZM130 158V160H129V158ZM132 156V157H131ZM137 156V157H136ZM162 156H166V159H167V157L169 158V159H167L168 161H165L164 162V160H166L165 159V157H163L162 158ZM179 156V158L180 159H177V157ZM188 156H191V158L193 157V158H195L193 161L190 159V157H188ZM244 156V157H243ZM251 156H252V160H251ZM76 157V158H75ZM126 157V158H125ZM197 157H198V159H197ZM199 157L200 158H202V160H200L199 159ZM208 157H210V158H208ZM223 157V158H222ZM248 157V158H247ZM257 157H259V158H257ZM23 158V159H22ZM80 158V159H79ZM82 158V159H81ZM89 158V159H88ZM91 158H93V159H91ZM114 158V160H115V162H114V160H112L111 161V159H113ZM119 158V159H118ZM122 158H124V159H122ZM147 158H149V159H147ZM153 158V159H152ZM176 158V159H175ZM188 158V159H187ZM192 158V159H193ZM231 159V161H230V159ZM243 158H244V160H243ZM77 159V160H76ZM104 159V160H103ZM109 160V161H107V160ZM172 159V160H171ZM217 159V160H216ZM221 159V160H220ZM245 159H247L246 161H245ZM249 159H250V161L252 162H250L249 161ZM51 160V164L50 163H48L49 161ZM65 160V161H64ZM117 160V161H116ZM131 160H132V163H131ZM149 160H151V161H149ZM176 160V161H175ZM182 160V161H181ZM210 160H212V161H209ZM222 161V162H220V161ZM228 160V161H227ZM241 160V161H240ZM255 160V161H254ZM21 161V162H20ZM89 161V162H88ZM95 161H99L98 163H101V166H96V165H98V163L97 162H95ZM128 161H130V162H128ZM178 161H179V163H178ZM184 161V162H183ZM191 161V162H190ZM227 161V162H226ZM240 162L241 163V165H243V166H247V168H248V170L247 171H242V173H241V171H240V173L242 174H239V173H237L236 172V170H235V168H234V164H236V162ZM81 162L83 163V164H81ZM86 162H88L87 164H86ZM91 162H92V164H91ZM95 162V163H94ZM127 164H126V163ZM142 162H144V163H142ZM150 162V163H149ZM190 162V163H189ZM196 162V163H195ZM198 162V163H197ZM217 162V163H216ZM219 162V163H218ZM243 162V163H242ZM246 162H250L249 164L248 163H246ZM257 162V163H256ZM43 163H47V164H43ZM53 163H55V164H53ZM176 163H178V166H177V164ZM194 163H195V165H194ZM209 163V164H208ZM222 163V164H221ZM228 163V164H227ZM57 164V165H56ZM76 165V166H74V165ZM79 164H81V166L83 165V167H79ZM84 164H86V165H84ZM118 164H120V165H118ZM140 164V165H139ZM143 164H144V166H143ZM164 165L165 167L163 168V167H161L160 165ZM182 164H184V165H182ZM192 165V167H189L190 165ZM200 166H199V165ZM202 164L204 165L205 164V166H203V167H201L202 166ZM212 164H213V166H215V167H213L212 166ZM217 164H219V166L217 165ZM255 164V165H254ZM258 164V165H257ZM50 165H51V168H49L50 167ZM142 165V166H141ZM160 167H159V166ZM182 165V166H181ZM197 165V166H196ZM207 165V166H206ZM226 165V166H225ZM260 165V166H259ZM21 166V167H20ZM43 167V170H44V168H45V170H44V172H42L43 170L41 169L42 167ZM93 167V168H95V169H97V170H99L100 172H102V173H104L105 175H106V173H107V175H109V176H112V175H114V176H116V177H118V180H117V178L116 177H114L113 176V178L114 179H112L113 181L115 180H117L116 181V183L115 182H113V188L110 190V192H112V193H109L108 192V190L107 189H105V186H103V187H101L100 185H102V184H98L99 186H100V189H98V188H96L95 187V191H93V193L91 194V192L90 191H88L87 192V196H85L84 195V197L83 198H81L80 197V199L81 200H84V201H86V204H88V203H90L91 202V204L94 206H92V208H95V209H93V212H91V210H92V208H91V210H87V211H78L77 210V205H76V203H75V200H72V199H74V197H76L75 196V193L73 192V190H74V188H75V186H76V184L78 183V181L79 180H83L81 183H83V182H85L86 184L88 183V181H89V179H88V181H87V179H80V178H77V177H82V175H83V173L85 172V170L84 169H86V167H87V169H89L90 167ZM139 166V167H138ZM148 166V167H147ZM168 166V167H167ZM193 166H195L194 168H193ZM217 166H218V168H217ZM222 168H221V167ZM19 167V168H18ZM98 167H100V168H98ZM102 167V168H101ZM177 167V168H176ZM213 167V171H210V169ZM251 167V168H250ZM260 167V168H259ZM17 168H18V170L20 171H18L17 170ZM57 168V169H56ZM62 168V169H61ZM83 168V169H82ZM104 168V169H103ZM128 168V169H127ZM155 168V169H154ZM180 168H183V169H181V171H178ZM205 168V169H209V171H210V173H211V175H210V173H209V171L208 170H203V169ZM214 168H215V171H214ZM14 169H16V171H17V173H16V171L14 170ZM39 169V170H38ZM42 171H41V170ZM68 169V170H67ZM81 169H82V171H81ZM86 169V170H87ZM114 169V170H113ZM160 170V171H157V170ZM225 169H229L228 171H226ZM252 169V170H251ZM254 169V170H253ZM260 169V170H259ZM262 169V170H261ZM55 170H56V172H55ZM57 170H59V171H57ZM72 170V171H71ZM110 170H111V172H110ZM154 170V172L152 173V171ZM186 170V171H185ZM216 170L219 172H216ZM251 170V171H250ZM65 171H66V173H65ZM74 171V172H73ZM79 171V172H78ZM147 172V173H145V172ZM168 171H170V172H168ZM230 171H231V173H232V171L233 172H235V174L233 173V174H231L230 173ZM254 171V172H253ZM42 172V173H41ZM78 172V173H77ZM125 172V173H124ZM162 173V172H165V174L167 175L166 177H168V180L169 181H171V182H167V181H157V180H155L154 178H153V176H155L156 174H158V173ZM167 172V173H166ZM177 172H178V174H177ZM216 172V174H218V176L215 174L214 175V173ZM228 172V173H227ZM261 172H262V174H261ZM8 173V174H9ZM19 173V174H18ZM48 173H49V175H48ZM57 173V174H56ZM213 173V174H212ZM261 175H259V174ZM16 174V175H15ZM17 174L19 175V176H17ZM66 174H68V178H67V175ZM82 174V175H81ZM139 174V175H138ZM147 174V175H146ZM152 174V175H151ZM209 174V175H208ZM231 174V175H230ZM51 175H53V176H58V175H62L61 176V178L60 177H54L55 179H61L60 181L59 180H54V178H53V176L51 177ZM64 175H66V176H64ZM72 175V176H71ZM128 175V176H127ZM143 175V176H145V177H141V176ZM150 177H149V176ZM170 175V176H169ZM178 175V176H177ZM225 175V176H224ZM229 175V176H228ZM236 175V176H235ZM238 175V176H237ZM239 175H240V177H242L243 179H247L248 181H249V178H250V181L249 182H253L254 184H256L257 182H258V184L259 183H261V184H259V186H258V184H257V186H256V188H257V193L255 194V195H252V196H250V197H248L247 196V198L245 197V198H242L241 199V201H242V203L244 204V209L242 210V212H238V211H236L235 210V207H234V198H230L229 200L227 199V202H226V199L224 198V196H225V191H228V188L229 189H231V190H229V191H232V192H234V190H236L237 191V186H238V179H237V177H239ZM9 176V175H8ZM48 176V177H47ZM69 176H71V177H69ZM76 176V177H75ZM136 176H138L137 178H134V177H136ZM151 179H149L148 177ZM152 176V177H151ZM230 176H231V178H230ZM250 176V177H249ZM63 177V178H62ZM139 177H141L142 179H140ZM211 177L212 178H215V180H220V178H221V182H212L214 179H211ZM226 177V178H225ZM251 177H252V179H251ZM11 178V177H10ZM19 178V179H18ZM44 178L45 179H47L46 181L51 185V186H49L48 185V183L47 182H45V180H44ZM49 178H51V180H49ZM74 178V179H73ZM120 178V179H119ZM133 178V179H132ZM153 178V179H152ZM206 178H210L209 180L208 179H206ZM217 178V179H216ZM219 178V179H218ZM228 178V179H227ZM25 179V180H24ZM43 179V180H42ZM77 179V180H76ZM130 179V180H129ZM135 179V180H134ZM206 179V180H205ZM242 179V180H243ZM255 181H254V180ZM16 180V181H15ZM19 180V181H18ZM44 181V182H42V181ZM71 180V181H70ZM132 180V181H131ZM179 180V181H178ZM186 180H189L188 182L186 181ZM226 180V185L228 186L227 188L226 187H224L225 186V183H224V181ZM229 180V181H228ZM25 181V182H24ZM149 181V182H148ZM177 181V182H176ZM227 181H228V183H229V185H231V186H229L228 185V183H227ZM11 182H15V183H11ZM17 182V183H16ZM22 183V184H19V183ZM27 182V183H26ZM118 182V183H117ZM132 184H131V183ZM137 182V183H136ZM138 182L140 183H142L141 185L139 184V185H137L138 184ZM160 182H161V184L162 183H164L165 184V186H163L164 184H162V185H160ZM205 182V183H204ZM232 182H233V185H232ZM235 182V183H234ZM9 183H11V184H9ZM26 183V184H25ZM40 183V184H39ZM192 183H194V184H192ZM237 183V184H236ZM13 184V185H12ZM65 184H67V185H65ZM154 184V185H153ZM155 184H157L156 186H155ZM218 184H220L219 186H218V188H217V185ZM16 187H15V186ZM19 185V186H18ZM21 185V186H20ZM23 185V186H22ZM61 185V186H60ZM85 185V184H84ZM98 185H96L97 187H99ZM132 185H133V188H132ZM135 185V186H134ZM144 185V186H143ZM151 185H152V187H151ZM159 185V186H158ZM213 186L212 188L211 187H208V186ZM222 185V186H221ZM234 185H237V186H235V188H234ZM10 186V187H9ZM11 186L13 187L14 186V188H11ZM32 186V187H31ZM37 186V187H36ZM48 186H49V189H48ZM163 186V187H162ZM204 186V187H203ZM206 186V187H205ZM263 186V187H262ZM36 189H35V188ZM41 187H42V189H41ZM47 190H44V188ZM54 187V188H53ZM139 187V190H135V189H137ZM142 187H144V188H142ZM149 187L151 188V189H149ZM154 187V188H153ZM160 187V188H159ZM192 187V188H191ZM194 187V188H193ZM210 190H212V189H214V190H212V192H210L209 191V189ZM214 187H216V189L214 188ZM221 187H222V189H221ZM10 188V189H9ZM17 188V189H16ZM20 188L22 189V190H20ZM31 188H33L34 189V191H33V189H31ZM39 188V189H38ZM117 190H116V189ZM132 188V189H131ZM156 188V189H155ZM4 189V190H3ZM14 189V190H13ZM41 189V190H40ZM50 189H52V190H50ZM54 189V190H53ZM61 189V190H60ZM189 189V190H188ZM227 189V190H226ZM233 189V190H232ZM259 189V190H258ZM261 189V190H260ZM10 192H9V191ZM12 190L13 191H15V193L13 194L12 193ZM23 190H24V192H23ZM55 190H56V192H55ZM63 190V191H62ZM72 190V191H71ZM96 190L97 191H99L100 193V195L98 194V192L96 193ZM124 190V192H122ZM134 190H135V192H134ZM176 190H178V191H176ZM187 190V192H185ZM36 191H38V193L36 192ZM41 191H44L43 193L41 192ZM65 191H70L71 193H66ZM118 191V192H117ZM126 191H128V192H126ZM132 191V192H131ZM137 191V192H136ZM23 192V193H22ZM26 192V193H25ZM32 192V193H31ZM41 192V193H40ZM54 193V195H52L51 196V194H53ZM116 192V195H118L117 197L115 196V193ZM176 192H178V194H179V196H175V193ZM217 193L216 195H215V193ZM2 193V194H1ZM7 193V194H6ZM36 193V194H35ZM49 193V194H48ZM51 193V194H50ZM73 193V194H72ZM109 193V194H108ZM182 193H184V194H182ZM186 193V194H185ZM208 193V194H207ZM211 194V196L212 197H214L215 199H213L211 196H210V194ZM220 193H223L224 194V196H221V198L219 197V195L218 194H220ZM4 194H6V195H4ZM42 194V196H44V194H45V196H44V198L42 197V196H40ZM48 194V195H47ZM59 194V195H58ZM95 194H97V195H95ZM104 194V195H103ZM112 194V195H111ZM123 194V195H122ZM222 194V195H223ZM236 194V193H235ZM34 195V197L32 198V196ZM63 195V196H62ZM68 195H70V196H68ZM91 195H93V197H92V200H93V202L92 201H90V198H91ZM101 195H103L102 197H101ZM180 195H182V196H180ZM207 195H209V196H207ZM215 195V196H214ZM221 195V194H220ZM9 196H11V197H9ZM30 196V197H29ZM36 197L38 198V197H40V198H38V199H36ZM46 197V198H45ZM49 197V198H48ZM70 197V198H69ZM95 197H99V198H95ZM105 197V198H104ZM110 197H112V198H110ZM125 197V196H124ZM175 197V198H174ZM209 197H211V199L209 198ZM218 197H219V199H218ZM223 197V198H222ZM234 197V196H233ZM3 198V199H2ZM9 198V199H8ZM11 198H12V200H11ZM70 199V200H67V199ZM94 198V199H93ZM100 198H102V201H103V203H101V201H99V199ZM181 198V199H180ZM207 198H208V200H207ZM218 200H217V199ZM8 199V200H7ZM58 199V200H57ZM76 199V198H75ZM104 199V200H103ZM184 199V200H183ZM233 199V200H232ZM238 201H236V202H239V197L238 198H236ZM235 199V200H236ZM25 200H22L21 201V203H20V206H21V204H22V206H24L25 205ZM39 200V201H38ZM46 200V201H45ZM53 200V201H52ZM65 200H67V201H70V203L72 202V204H66V203H69V202H67V201H65ZM100 202V203H98V201ZM101 200V199H100ZM211 200H213V201H211ZM217 202H216V201ZM219 200H220V202H219ZM225 200V201H224ZM261 200H262V202H261ZM5 201V202H4ZM11 201V202H10ZM90 201V202H89ZM169 201H171L172 202V204L171 205H169L168 204V202ZM183 201L185 202L184 204H183ZM224 201V202H223ZM259 201V202H258ZM54 204H56V205H53V203ZM88 202V203H87ZM208 202V203H207ZM247 202V203H246ZM13 203V204H12ZM41 203V204H40ZM49 203V204H48ZM98 203V204H97ZM187 203V204H186ZM218 203V204H217ZM223 203H226L228 206H227V208H230L229 209V211H230V213H231V215L232 216H230V213L228 214V212H225V211H227L228 209L227 208H225L224 207V209H220L219 210V204H220V206L223 208ZM249 203H250V206H249ZM263 203V204H262ZM45 204H46V206H45ZM100 204V205H99ZM102 204V205H101ZM108 204V205H107ZM175 204H177L176 205V207H175ZM188 205L189 207H187L186 205ZM217 204V205H216ZM7 207H6V206ZM10 205V206H9ZM13 205V206H12ZM53 205V206H52ZM64 205V206H63ZM66 205V206H65ZM72 205V206H71ZM95 205H97V207L95 206ZM112 205V204H111ZM110 205V206H111ZM191 205V206H190ZM208 205V206H207ZM231 205V206H230ZM233 205V206H232ZM48 206H50L49 208L50 209H52V210H50V209H48ZM185 206V208H186V210H185V208H183V210H182V212H180V218H177L178 216L176 215V209H180L181 207H184ZM202 206V207H201ZM211 206V207H210ZM218 206V207H217ZM246 206L248 207V209L246 208ZM6 207V208H5ZM8 207H9V209H8ZM25 207V206H24ZM46 207H47V209H46ZM56 207H58V208H56ZM153 207L154 206H152L151 205V208L148 210V213L149 212H151L152 210H153ZM260 207H262V208H260ZM13 208V210H10V209H12ZM56 209V210H53V209ZM61 208V209H60ZM176 208V209H175ZM207 208V209H206ZM210 208H212V210L210 209ZM17 211L16 213H15V210ZM45 209V210H44ZM75 210V211H73V210ZM215 209H217V210H219V211H217V210H215ZM253 210V211H251V213L252 214H254V215H252V214H250V216H249V213H250V210ZM257 209V210H256ZM5 210H7V211H5ZM43 210H44V212H43ZM48 210V212H49V214H48V212H45V211H47ZM63 210V211H62ZM95 210V211H94ZM235 210V211H234ZM255 210V211H254ZM258 210H260V211H258ZM55 211V212H54ZM58 211V212H57ZM63 213H65L66 215H70L71 217H68V216H66L65 214H63ZM66 211V212H65ZM71 212V214H73V215H71L70 214V212ZM78 213H77V212ZM187 212V214L185 215L184 214V212ZM199 211H201V212H199ZM202 211H205V212H203V214L205 215H201L200 213H202ZM209 211V212H208ZM215 211H217V213L215 214ZM233 211H234V213L235 214H237V215H234V213H233ZM249 211V212H248ZM5 214H4V213ZM9 212V213H8ZM89 213L90 214V216H88V214L86 215L85 213ZM218 212H220L219 214H218ZM224 212L225 213H227V214H224ZM255 212H256V214H255ZM261 212V213H260ZM7 213V214H6ZM77 213V214H76ZM82 215H81V214ZM173 213H175V216L173 215V218L172 217H170V216H172V214ZM195 213V214H194ZM210 213V214H209ZM258 213V214H257ZM55 214V215H54ZM240 216H239V215ZM261 214V215H260ZM4 215V216H3ZM49 215H51V216H49ZM58 215V216H57ZM65 215V216H64ZM75 215V216H74ZM76 215H77V217H76ZM79 215H81V216H79ZM201 215V216H200ZM221 217V219H220V217ZM234 215V216H233ZM241 215H243V216H241ZM252 215V216H251ZM260 215V216H259ZM53 216V217H52ZM63 216V217H62ZM88 217V218H83V217ZM92 216L95 218V220L96 221H94V222H92V224H91V226H90V228H89V225H88V223L93 219L92 218ZM195 216H197V217H199V218H201V219H199V218H193V217H195ZM218 216V217H217ZM223 216H226V219L229 217V218H231L232 217V219H228L227 220V224H226V220H225V225H226V227L224 226V224L222 223V222H224V221H222L223 220ZM236 216H238V217H236ZM258 218H257V217ZM11 217V218H10ZM45 217H48V218H45ZM59 218V219H57V218ZM76 217V218H75ZM174 217H175V219H174ZM186 217H188V218H186ZM208 217H210L211 219L213 218V220H218V222L220 221V223L219 224H217V226L216 225H214L213 223L212 224H210V222H208L210 219H208ZM215 217V218H214ZM234 217V218H233ZM237 219H236V218ZM240 217V218H239ZM243 217V218H244ZM3 218V219H2ZM52 218L54 219V220H52ZM64 220H63V219ZM65 218H68V219H65ZM90 218H92L91 220H90ZM172 218V219H171ZM251 218V219H250ZM256 218V219H255ZM11 219H13V220H15V221H13V220H11ZM62 219V220H61ZM69 219H70V221H69ZM73 219V220H72ZM83 219V220H82ZM115 219V220H114ZM174 219V220H173ZM176 219H177V221H176ZM192 219H193V221H194V223L192 222ZM8 220H9V222H8ZM56 220V221H55ZM74 220H76V221H74ZM190 220V221H189ZM206 220V221H205ZM250 220L252 221V222H250ZM255 220V221H254ZM10 221H12V222H14V223H12V222H10ZM80 221V222H79ZM86 221V223H83V222H85ZM198 221L200 222V221H205V223H203V225H200V226H198ZM75 222H77V223H75ZM110 222V223H111ZM179 222H181V223H179ZM206 222H208V223H206ZM253 222L255 223V224H253ZM258 222V223H257ZM56 223V224H55ZM58 223H60V225H62L61 227H60V225L58 224ZM68 223V224H67ZM70 223V224H69ZM86 224V225H88V227L86 226V225H82V224ZM119 223V224H118ZM125 223H126V225H127V227H126V225H125ZM229 223V224H228ZM257 223V224H256ZM50 224V225H49ZM67 225V227L65 226V225ZM79 224V225H78ZM183 224H185L186 226H189V227H186L185 225L183 226ZM259 224H261V225H259ZM74 225H75V227H74ZM118 225V226H117ZM228 225V226H227ZM258 225H259V227H258ZM2 226H4L3 228H2ZM64 226V227H63ZM77 226V227H76ZM143 226V227H142ZM175 226V227H174ZM196 228H195V227ZM27 227V230L25 229ZM53 227V228H52ZM63 227V228H62ZM86 227V228H85ZM119 227V228H118ZM123 227V228H122ZM176 227H178V228H176ZM183 227V228H182ZM195 228V229H193V228ZM256 227H258V228H256ZM64 228H68V229H64ZM75 228H76V230L77 231H75ZM84 228V229H83ZM92 228V229H91ZM133 230H132V229ZM169 228L171 229V230H169ZM182 229V230H179V229ZM225 228V229H224ZM260 228H261V230H260ZM50 229V230H49ZM62 229V230H61ZM88 229V230H87ZM94 229V230H93ZM130 231H129V230ZM135 229V230H134ZM185 229V230H184ZM200 231H198V230ZM211 231H210V230ZM75 232H74V231ZM79 230L81 231L80 233L83 235L82 236V238H81V242H80V244H78L77 243V241H74V240H76V237H75V235L76 234H78L79 233ZM195 230V231H194ZM223 231L222 233H218L217 234V232L219 231V232H221V231ZM12 231V232H11ZM74 233H73V232ZM90 231V232H89ZM92 231H94V232H96V233H94V235H92L93 234V232ZM125 233H124V232ZM133 231V232H132ZM139 231V232H138ZM141 231V232H140ZM176 231V232H175ZM182 231H184V233L182 232ZM197 231V232H196ZM7 232V233H6ZM129 232V233H128ZM144 232H146V233H144ZM179 232L180 233H182L181 234V236L179 235ZM187 232V233H186ZM196 232V233H195ZM209 232V233H208ZM211 232H213V233H211ZM215 232V233H214ZM263 233H264V230L262 231ZM261 232V233H262ZM3 233H5V234H3ZM92 233V234H91ZM112 233V234H111ZM122 233H124V235L122 234ZM127 233V234H126ZM189 233H191V234H189ZM203 233H205L204 234V236H203ZM227 233H228V235H227ZM233 233H235L234 235H236V236H234L233 235ZM237 233V234H236ZM260 233V235H262L263 237H264V234L262 233L261 234ZM75 234V235H74ZM96 234V235H95ZM108 234H111V236H108ZM119 234H122L121 235V237H119L120 235ZM140 234V235H139ZM143 234V235H142ZM148 234V235H147ZM175 234V235H174ZM184 234V235H183ZM187 234H189L188 235V237L190 236V241H188V237H187ZM202 234V235H201ZM213 235V234H217L216 236H215V238L216 239H214V236H210V235ZM230 234H232V236L230 235ZM15 235V236H14ZM90 236V238H89V236ZM102 235V236H101ZM104 235V236H103ZM105 235H106V238H105ZM142 235V236H141ZM221 235V236H220ZM229 235L231 236V238H229ZM5 237V236H7V237H5V238H3V237ZM68 236H70V238H68V240H67V237ZM113 236H114V238L115 239H113V240H110L111 239V237L113 238ZM116 236V237H115ZM119 237V239L120 238H123V239H120V240H122L121 242H120V240L119 239H116V238H118ZM133 236H136V237H133ZM141 236V237H140ZM145 236H146V239H147V241H146V239H145ZM177 236V237H176ZM179 236V237H178ZM220 236V237H219ZM14 237V239L17 241H15L14 239H12ZM98 237H100L99 239H101L99 242H96L97 240H95V239H97ZM101 237H103V238H101ZM108 237H109V239H108ZM128 239H131L132 237V240H128L127 241V238ZM211 237H213V238H211ZM222 237V238H221ZM223 237H227V238H223ZM236 237H237V239H236ZM7 238V240L8 239H10L8 242L5 240ZM19 238H20V240H19ZM84 238V239H83ZM86 238H87V243L88 244H86V241H84V240H86ZM105 238V239H104ZM138 239V241H137V239ZM140 238H142V239H140ZM183 240H182V239ZM200 238V239H199ZM11 239H12V241H11ZM74 239V240H73ZM134 239V240H133ZM213 239H214V241H213ZM233 239H234V241H233ZM64 240H66L67 241V243H66V241H64ZM73 240V242H71ZM115 240V241H114ZM123 240H124V243H123ZM231 240V241H230ZM237 240V241H236ZM62 241H63V243H62ZM112 241V242H111ZM127 241V242H126ZM175 241V242H174ZM229 241H230V243H229ZM233 241V242H232ZM19 242H21V243H19ZM37 242H38V240H37ZM69 242V243H68ZM71 242V243H70ZM105 242V244L106 245H102V243H104ZM116 243V244H118L117 246H116V244H113V243ZM127 244H126V243ZM138 242V244H136ZM189 242V243H188ZM193 242V243H192ZM196 242H198L197 244H196ZM17 244V246H19L20 245V247H18L17 248V246L15 247V244ZM60 245L59 247H65V245L68 247H65L64 249L62 248H60L59 249V247H58V244ZM62 245H61V244ZM77 243V244H76ZM83 243V244H82ZM99 243V244H98ZM110 243H111V246H110ZM121 243V244H120ZM192 243V244H191ZM214 243H215V245H214ZM72 244H74V245H72ZM113 244V245H112ZM130 244H131V246H130ZM207 244V245H206ZM221 244H223L222 246H221ZM227 246H229V247H227ZM57 245V246H56ZM71 245V246H70ZM91 245V246H90ZM124 245H129L128 247L127 246H124ZM135 245H136V247H135ZM206 245V246H205ZM210 245V246H209ZM78 246H80V247H78ZM101 246H103L102 247V250H103V252H104V250H105V247L106 246H108V247H106V250H107V252H106V254H107V256H106V254L104 253L103 254V252H101L102 250H98V249H101ZM205 246V248H201V247H204ZM12 247H14L15 249H13ZM58 247V248H57ZM77 248L78 247V249L80 250L81 249V251H79L78 249H76V251H79L77 254H75L74 255V250H75V248ZM92 247V248H91ZM96 247V248H95ZM117 247V248H116ZM211 247V248H210ZM223 247V248H222ZM51 248V249H50ZM52 248H55L54 250L52 249ZM82 248H84V249H88V250H84V249H82ZM195 248V249H194ZM207 248V249H206ZM209 248V249H208ZM218 248H219V250H218ZM220 248H221V251H220ZM13 249V250H12ZM57 249V250H56ZM114 249H116V250H114ZM118 249H120V250H122V252L119 250L118 251ZM127 249V250H126ZM66 250V251H65ZM73 250V251H72ZM89 250H90V252H89ZM105 250V251H106ZM112 250H114L115 252L116 251H118V254L119 255H116L115 254V252H113ZM53 251V252H52ZM65 253H64V252ZM96 251H97V253H96ZM108 251L111 253V251H112V254H109L108 253ZM119 252H121V253H119ZM195 252V253H194ZM53 253V254H52ZM55 253V254H54ZM64 253V254H63ZM76 253V252H75ZM92 253H95V254H92ZM113 253L115 254V255H113ZM117 253V252H116ZM59 254H61V255H59ZM70 254V255H69ZM79 254V255H78ZM124 254V255H123ZM197 254V255H196ZM53 255V256H52ZM72 255L73 256H75V257H73L72 258ZM86 255V256H85ZM99 255H101V256H99ZM103 255H105L106 256V258L105 257H102ZM63 256H65L64 258L65 259H63ZM77 256H79V257H81V258H79V257H77ZM114 256V257H113ZM118 256V257H117ZM122 256H124L123 258H121ZM177 256H179V257H177ZM21 257V258H20ZM26 257V258H25ZM62 257V258H61ZM99 257H102V258H99ZM8 258H10V259H16V260H8L7 261V259ZM25 258V259H24ZM68 258H72L73 260H70L69 261V259ZM76 258V259H75ZM79 258V259H78ZM109 258V259H108ZM20 259H23V260H21L20 261ZM101 259H102V262H100L101 261ZM104 259V260H103ZM107 259V261H105ZM209 259V258H208ZM264 259V258H263ZM59 260H60V262H59ZM61 260H64V262L62 261L61 262ZM75 260H79L78 261V263L75 261ZM109 260V261H108ZM8 263H7V262ZM14 263H13V262ZM20 261V262H19ZM73 261V262H72ZM105 261V262H104ZM111 261V262H110ZM114 261V262H113ZM117 261V262H116ZM6 262V263H5ZM69 262V263H68ZM76 262V263H75ZM128 262V263H127ZM65 263V264H66ZM111 263V264H112Z\"/></svg>",
  "mask_w": 264,
  "mask_h": 264
},
{
  "label": "bare ground",
  "instance_id": "6f19581e",
  "mask_svg": "<svg viewBox=\"0 0 264 264\" xmlns=\"http://www.w3.org/2000/svg\"><path fill=\"white\" fill-rule=\"evenodd\" d=\"M2 1V0H1ZM29 1H31V0H24V3L25 2H29ZM37 1V0H36ZM56 1H58V0H56ZM55 1V2H56ZM116 1V0H115ZM128 1V0H127ZM126 1V2H127ZM157 1V0H156ZM201 1V0H200ZM205 1V0H204ZM213 1V0H212ZM219 1V0H218ZM217 1V2H218ZM224 1V0H223ZM239 1V0H238ZM241 1H244L243 2V4L242 5H244L243 7H245V5H246V8L244 9V12H240L239 13V4L241 5V2L239 3V2H237V1H235V0H227V2H226V14H225V17H224V19L225 20H223L225 23V31H226V33H225V31H224V34H225V36H224V38H223V40H222V44H221V48H222V55H223V57L221 58V55H220V58L223 60L224 59V61H228L229 63L231 62V63H233L236 67V69L237 70H232V71H230V73H228L229 74V77L228 76H226V77H228V81L225 83V86H223V87H225V92H226V99H232V101H231V103L233 104V99H235V97H238L239 96V81L241 82V78L242 77H239V62H241V64H242V62L244 61L243 60V54H242V56H241V58H239V46L240 45H242L243 47H247V45L250 43V40L252 39V41L254 40V37L256 38V36H255V31L253 30V27H255L256 28V26H258V28L259 27H264V21H262V19L261 20H259L260 18V15L262 16L263 15V13H264V0H251V1H249V2H251V3H248V1L247 0H241ZM2 2H5L4 0L2 1ZM32 2H34V0L32 1ZM40 2V1H39ZM42 2V1H41ZM43 2H45V0L43 1ZM112 2V1H111ZM117 2V1H116ZM119 2V1H118ZM117 2V3H118ZM177 2H179V1H177ZM181 2H183V1H181ZM211 2V1H210ZM225 2V1H224ZM223 2V3H224ZM18 3H20L19 1H18ZM36 4H37V2H35ZM46 3V2H45ZM51 3V2H50ZM54 3V2H53ZM101 3H102V1H101ZM115 3V2H114ZM125 2H123L122 4H124ZM132 3V2H131ZM134 3V2H133ZM151 3H152V1H151ZM216 3V2H215ZM219 3V2H218ZM246 3V4H245ZM250 5L249 7H247V5L248 4ZM6 4H7V6H10L11 8L12 7H14L13 5H9V3H7L6 2ZM52 4V3H51ZM116 4V3H115ZM120 4H121V2H120ZM184 4V3H183ZM187 4V3H186ZM125 5V4H124ZM132 5V4H131ZM241 5V6H242ZM114 5L112 4V6H111V9H112V7H113ZM186 6V5H185ZM189 6V5H188ZM195 6V5H194ZM193 6V7H194ZM197 6V5H196ZM221 6V5H220ZM9 7V8H10ZM16 7V6H15ZM122 7V6H121ZM126 7H128V6H126ZM159 7H160V9L163 11V14L164 15H169V14H171V13H173V11H175V6H174V3L171 1V0H159ZM203 7V6H202ZM222 7V6H221ZM243 7H241V9H243ZM10 8V9H11ZM146 8H148V7H146ZM187 8V7H186ZM189 8L191 9L192 7H190L189 6ZM218 8V7H217ZM5 9H7L6 7H5ZM15 9V8H14ZM17 9V8H16ZM51 9V8H50ZM58 9V8H57ZM114 9H115V11H117L116 9V7H114ZM128 9V8H127ZM178 9V8H177ZM192 9H194V8H192ZM196 9V8H195ZM198 9H199V7H198ZM206 9V11H207V8H205ZM204 9V10H205ZM215 9V8H214ZM214 9H213V11H214ZM25 10H27V9H25ZM55 10V9H54ZM149 10V9H148ZM160 10V11H161ZM183 10H185V9H183ZM182 10V11H183ZM8 11H10V10H8ZM13 11V10H12ZM17 11V10H16ZM56 11V10H55ZM112 11V10H111ZM110 11V12H111ZM114 11V10H113ZM159 11V10H158ZM178 11V10H177ZM210 11V10H209ZM213 11L211 10V12L213 13ZM219 11V10H218ZM218 11H215V12H218ZM11 12V11H10ZM23 12H24V10H23ZM28 12V11H27ZM44 12V11H43ZM123 12V11H122ZM125 13H126V11H124ZM150 12H152V11H150ZM156 11H154V13H155ZM187 12V11H186ZM193 12V11H192ZM203 12V11H202ZM214 12V13H215ZM6 13V12H5ZM29 13V12H28ZM49 13V12H48ZM55 13V12H54ZM69 13H70V10H69ZM159 13V12H158ZM209 13V12H208ZM220 13V12H219ZM21 14V13H20ZM23 14V13H22ZM27 14V13H26ZM45 14V13H44ZM50 14V13H49ZM122 14V13H121ZM185 14H187V13H185ZM205 14V13H204ZM4 15V14H3ZM7 15H8V13H7ZM61 14H59V16H60ZM106 15H108L107 13L105 14V16ZM119 15H120V13H119ZM126 15V14H125ZM160 15H162V14H160ZM213 15V14H212ZM216 15V14H215ZM9 16H11L10 14H9ZM15 16H17V15H15ZM44 16H49L48 14H45ZM57 16V15H56ZM109 16V15H108ZM121 16H123V15H121ZM147 16V15H146ZM149 16H151V15H149ZM153 16V15H152ZM186 16V15H185ZM206 16H207V14H206ZM210 16V15H209ZM19 17V16H18ZM23 17V16H22ZM28 17V20H29V16H27ZM264 17V16H263ZM6 18H8L9 19V17H6ZM57 18H58V16H57ZM105 18V17H104ZM116 18V17H115ZM145 18H147V17H145ZM156 18V17H155ZM162 18V17H161ZM179 18V17H178ZM215 18V17H214ZM46 19V18H45ZM61 19V18H60ZM69 19V18H68ZM107 19H109V18H107ZM138 19V18H137ZM149 19V18H148ZM43 22H44V20L43 19H41ZM70 20V19H69ZM73 20H76V18L75 19H73ZM169 20H171V19H169ZM173 20V19H172ZM188 20H190V19H188ZM218 20V22H219V19H217ZM8 21V20H7ZM45 21H47V19L45 20ZM49 21V20H48ZM53 21V20H52ZM98 21V20H97ZM119 21V20H118ZM138 21V20H137ZM159 21V20H158ZM166 21V20H165ZM175 21V20H174ZM3 22V21H2ZM10 22H12V21H10ZM41 22V21H40ZM99 22V21H98ZM160 22V21H159ZM158 22V23H159ZM172 22V21H171ZM190 22H191V20H190ZM194 22H197V21H193V23ZM198 22H199V20H198ZM201 22V21H200ZM217 22V21H216ZM215 22V23H216ZM217 22V23H218ZM28 23V22H27ZM80 23V22H79ZM101 23H103V22H101ZM154 23H155V21H154ZM167 23H168V21H167ZM184 23V22H183ZM187 23H189V21L187 22ZM187 23H186V25H187ZM202 23H203V21H202ZM17 24V23H16ZM36 24V23H35ZM37 24H41V23H37ZM64 24H66V23H64ZM68 24V23H67ZM66 24V25H67ZM83 24V23H82ZM104 24V23H103ZM111 25H112V23H110ZM157 24V23H156ZM166 24V23H165ZM169 24H171V23H169ZM185 24V23H184ZM204 24V23H203ZM207 24V23H206ZM205 24V25H206ZM211 24V23H210ZM209 24V25H210ZM219 24V23H218ZM218 24H216V25H218ZM222 23H220L219 24V28H220V25H221ZM4 25V24H3ZM29 25H31V23H29ZM50 26L51 25V22L49 21L48 22V24H47V26ZM60 25V24H59ZM80 25H81V23H80ZM80 25H78V26H80ZM84 25V24H83ZM83 25H81L83 28H84V26ZM111 25H109L108 27H110ZM115 25V24H114ZM171 25H173V24H171ZM194 25V24H193ZM211 25H213V23L211 24ZM34 26V25H33ZM61 26V25H60ZM71 26V25H70ZM106 26V25H105ZM192 26V25H191ZM206 26H208V25H206ZM214 26V25H213ZM212 26V27H213ZM222 26V25H221ZM18 27V26H17ZM22 27V26H21ZM21 27L19 28V29H21ZM31 27V26H30ZM43 27H46V25H44ZM118 29L120 28L119 26H116ZM202 28H204L203 26H201ZM210 27V26H209ZM15 29H16V27H14ZM23 28V27H22ZM35 28V27H34ZM53 28H54V26H53ZM55 28H56V26H55ZM54 28V29H55ZM60 28H62V27H60ZM183 28H185V27H183ZM190 28V27H189ZM206 28V27H205ZM224 28V27H223ZM257 28V30L258 31H260L259 29ZM6 29V28H5ZM129 29V28H128ZM169 29V28H168ZM201 29V28H200ZM22 30V29H21ZM20 30V33H22V31ZM25 30V29H24ZM26 30H29L31 33H33V30L31 31L29 28H27ZM35 30V29H34ZM37 30V29H36ZM35 30V31H36ZM69 30H70V28H69ZM78 30V29H77ZM87 30V29H86ZM107 30V29H106ZM113 30V32H114V29H112ZM181 30V29H180ZM186 30H187V28H186ZM206 30H208L207 28H206ZM212 30V29H211ZM16 31H18V30H16ZM29 31H26L27 33L29 32ZM60 30H58L57 28H56V33H58ZM63 31H64V29H63ZM127 31V30H126ZM131 31V30H130ZM177 31H179V30H177ZM203 31V30H202ZM217 31V30H216ZM220 31V30H219ZM222 31V30H221ZM263 31H264V28H263ZM24 32V31H23ZM25 32V33H26ZM29 32V34H31ZM80 31H78V33H79ZM196 32V31H195ZM262 32V31H261ZM69 33V32H68ZM81 33H82V30H81ZM85 33H87V32H85ZM117 33V32H116ZM123 33V32H122ZM121 33V34H122ZM133 33V32H132ZM170 33V32H169ZM17 34V33H16ZM48 34V33H47ZM53 35H54V33H52ZM84 34V33H83ZM125 34H127V33H125ZM134 34V33H133ZM191 34V33H190ZM196 34H198V33H196ZM223 34V33H222ZM39 35V38H40V33L39 32H37V34H36V36H38ZM44 35V34H43ZM74 35V34H73ZM106 35V34H105ZM113 36L115 35V33L114 34H112ZM167 35V34H166ZM171 35V34H170ZM182 36H184L183 34H181ZM199 35V34H198ZM253 35H254V37H253ZM18 36H19V34H18ZM27 36V35H26ZM34 36V35H33ZM45 36V35H44ZM55 36V35H54ZM56 36H59V34H56ZM54 37V38H57V37ZM62 35H60L59 37H61ZM67 36H69V35H67ZM257 36H261V33H260V35H257ZM47 37V36H46ZM58 37V38H59ZM63 37V36H62ZM65 37V36H64ZM74 37H76L75 35H74ZM92 37H93V35H92ZM96 37V36H95ZM167 37V36H166ZM165 37V38H166ZM170 36H168L167 38H169ZM191 37H192V35H191ZM207 37V36H206ZM263 37H264V35H263ZM11 38V37H10ZM9 38V39H10ZM18 38H20V36L18 37ZM35 37H32L31 39H34ZM53 37H52V40L54 39ZM116 38H117V35H116ZM124 38V37H123ZM155 38V37H154ZM12 39V38H11ZM14 39H17V38H14ZM36 39H38V38H36ZM49 39H51V36L47 39V40H49ZM93 39V38H92ZM96 39V38H95ZM114 39V38H113ZM120 39V38H119ZM205 39V38H204ZM256 39H262V38H260V37H258V38H256ZM35 40V39H34ZM56 40V39H55ZM63 40V39H62ZM67 40V39H66ZM65 40V41H66ZM94 40V39H93ZM107 40V39H106ZM132 40V39H131ZM145 40V39H144ZM149 40V39H148ZM151 40V39H150ZM205 40H207V39H205ZM263 40V39H262ZM9 41V40H8ZM11 41V40H10ZM9 41V42H10ZM54 41V40H53ZM52 41V42H53ZM99 41V40H98ZM164 41V40H163ZM173 41V40H172ZM21 42V41H20ZM19 42V43H20ZM33 42H39V40L38 41H33ZM41 42H42V40L40 41V43L39 44H41ZM44 42V41H43ZM45 42H46V40H45ZM50 42H51V40H50ZM49 41H48V44H46L47 46H45V43L43 44H41V45H44L45 47H44V49H46L45 51H47V52H49L48 50L54 45L55 46V44H53L52 42V44H49L50 43ZM56 42V41H55ZM96 43H97V41H95ZM99 42H101L102 43V41L100 40ZM107 42H108V40H107ZM151 42V41H150ZM160 42V41H159ZM175 42H177V41H175ZM203 42V41H202ZM262 42V41H261ZM23 43V42H22ZM28 43V42H27ZM30 43V42H29ZM47 43V42H46ZM65 43V42H64ZM108 43H110V42H108ZM114 43V42H113ZM165 42H163V44H164ZM178 43H180L179 41H178ZM21 44V43H20ZM34 44V43H33ZM98 44H100V43H98ZM98 44H96V45H98ZM174 44V43H173ZM252 44V43H251ZM259 44H260V42H259ZM262 44V43H261ZM15 45H17V44H15ZM25 45V44H24ZM38 45V44H37ZM63 45H66V44H63ZM63 45H62V47H63ZM103 45H104V43H103ZM102 45V46H103ZM142 45V44H141ZM144 45V44H143ZM147 45V44H146ZM150 45V44H149ZM159 45H161V44H159ZM165 45V44H164ZM253 45V44H252ZM255 45V44H254ZM256 45H257V43H256ZM255 45V46H256ZM36 46V45H35ZM58 46H61V45H58ZM75 46V45H74ZM99 47H100V45H98ZM97 46V47H98ZM162 46V45H161ZM174 46V45H173ZM19 47V46H18ZM18 47H9V46H4V54H5V57L3 56V58L1 57L2 56V53L0 54V135L1 134H7V132L10 130V129H12L14 132H15V130H19L18 132V134L15 132V135H11L9 138H5V140H3L2 142H0V184H2V183H4V182H7V181H9V179H12L13 180V178H12V176H14L13 174H12V172H10L11 174H12V176H10V173L8 172L9 171V169H10V167L12 166V164H15L19 159H17V158H15V156L17 155V156H20V154L19 153H17L15 156H14V154L13 153H16L17 152V150H18V148H17V145H18V142L19 141H21V142H23V146H26L27 147V149L30 151V153H31V155L32 154H35L34 152H35V150H37V149H35V144H34V142H33V140L35 139V138H33L32 136H35V135H38V134H35V135H32L33 133H36V132H40V130L43 128H47V127H50V129H52V128H54V129H57V131L59 130L60 131V128H62L61 126H60V124H58L59 123V121L61 122V121H63V125H64V127H65V125H66V123H64V121L65 122H69L70 121V119H71V116H72V114L73 113H75V114H77L78 116H87L88 115V117H86L85 119H87V118H89L90 120H86V122H84V123H82L83 124V128H84V124H86L87 126L89 125V129H87V130H89L88 132L89 133H91L90 134V136H92L91 138H101L102 137V127H103V122L104 121H106V120H109V119H112V118H115V116L117 115V113L118 112H116V109H114L111 105H110V100L111 99H113V101H115V99H118V98H115L114 97V95H113V92L111 91V90H109V89H107V88H104V89H102V91H101V93H100V95H101V99H100V102L99 103H96V101L94 100L95 98H97V96L93 99L92 98V100H94L95 102H91L89 99H91V97L89 96V92L87 91V89L85 88L86 86V84L84 85L83 84V81H82V85L79 83V82H77V83H74V82H69V81H67V79L66 80H64V78L66 77V75L62 72L61 74H64L65 75V77H64V75H63V77H61V80H59V82H58V84H59V88L57 89V88H55V89H57L58 90V95L57 94H55V93H53V91H55L54 90V87L52 88L53 89V91L51 92V91H49V90H47L46 89V87H44L43 86V84H41V83H39L38 81H40V79L37 81L38 83H36L35 82V80L37 79H35L34 81H30V82H28V79L26 78L25 79V77L23 76V74H19V72H25L26 71V74L27 75H31L30 77H32V75L34 76H36V75H38V76H40L41 75V73H42V76L44 75L43 74V72H42V70L41 69H39L38 67H36V65H35V63L34 62H32V59L30 60L29 59V61L27 62V65H23L24 67L22 68V67H18V66H14V67H11V68H13V69H11V71H12V75L10 76V73H8V74H4V76H2L3 75V73H5L4 71H2L4 68H3V62L6 60V54L8 53H12V54H15V52H18V51H21L22 50V48L20 49V48H18ZM21 47H22V44H21ZM31 47V46H30ZM39 47V46H38ZM43 47V46H42ZM61 47V48H62ZM116 47V46H115ZM128 47V46H127ZM180 47V46H179ZM248 47L250 48V44L248 45ZM65 48H66V46H65ZM72 48H74V47H72ZM104 48V47H103ZM147 48V47H146ZM171 48V47H170ZM196 48H197V46H196ZM203 48V47H202ZM248 48V50H250ZM3 49V48H2ZM20 49V50H19ZM27 49H29V48H27ZM26 49V51H28ZM30 49H32V48H30ZM43 49V48H42ZM105 49V48H104ZM154 49V48H153ZM155 49H157V48H155ZM172 49V48H171ZM177 49H180V48H177ZM204 49H206V48H204ZM41 50V49H40ZM72 50V49H71ZM149 50V49H148ZM174 50H175V48H174ZM174 50L172 49L171 51H170V49H169V52H174ZM215 50V49H214ZM44 51V50H43ZM70 50L68 49L67 50V52H69ZM152 51V50H151ZM195 51V50H194ZM197 51V50H196ZM242 51V50H241ZM240 51V52H241ZM245 51V50H244ZM30 52L32 53L33 51L32 50H30ZM30 52H29V54H30ZM83 52V51H82ZM131 52V51H130ZM144 52H145V48H144ZM162 52L163 51H161V53L160 54H162ZM177 52H179V50H177ZM212 53H213V51H211ZM216 52V51H215ZM218 53H220L219 51H217ZM246 52H248V51H246ZM40 53H41V51H40ZM53 53V52H52ZM84 53V52H83ZM196 53H198V51L196 52ZM3 54V55H4ZM28 54V55H29ZM73 54V52L71 53V55ZM75 54H77V53H75ZM166 54H167V52H166ZM168 54H170V53H168ZM172 54V53H171ZM221 54V53H220ZM252 54H254V53H252ZM259 54V53H258ZM25 56H26V54H24ZM24 55L22 56V57H24ZM60 54H58L57 56H59ZM78 55H79V57L81 56L79 53H78ZM100 55V54H99ZM131 55H134V54H131ZM150 55H151V53H150ZM165 55V54H164ZM212 55V54H211ZM261 55V54H260ZM21 56V55H20ZM57 56H54V57H56V58H58ZM73 56V55H72ZM117 56V55H116ZM140 56V55H139ZM198 56H199V54H198ZM252 56V55H251ZM37 57H39V56H37ZM51 57V56H50ZM54 57H51V58H54ZM62 57V59H63V56H61ZM85 57V56H84ZM107 57V56H106ZM112 57V56H111ZM115 57V56H114ZM118 57V56H117ZM134 57V56H133ZM138 57V56H137ZM147 57H148V54H147ZM170 57H174V56H170ZM183 57H184V55H183ZM210 57H212V56H210ZM253 57H255V55L253 56ZM46 58V57H45ZM51 58H48V59H51ZM83 58V57H82ZM103 58H104V56H103ZM140 58V57H139ZM145 58V57H144ZM186 58H187V56H186ZM260 58V57H259ZM8 59V58H7ZM24 59H25V57H24ZM28 59V58H27ZM66 59H68V58H66ZM76 59V58H75ZM77 59H79V58H77ZM85 58H83V60H84ZM89 59V58H88ZM114 59V58H113ZM136 59V58H135ZM138 59V58H137ZM141 59V58H140ZM207 59H209V58H207ZM253 59H256V58H253ZM261 59H263V58H261ZM20 60V59H19ZM21 60H22V58H21ZM21 60H20V62L18 61V63H21V65L23 64L22 62H21ZM38 60V59H37ZM52 60V59H51ZM69 60V59H68ZM82 60V59H81ZM89 60H91V59H89ZM94 60V59H93ZM95 60H96V58H95ZM142 60V59H141ZM140 60V62H142ZM149 60V59H148ZM191 60V59H190ZM194 60V59H193ZM200 61H201V59H199ZM212 60V59H211ZM215 59H213V61H214ZM219 60V59H218ZM240 60V61H239ZM45 61H47L46 59H45ZM66 61V60H65ZM71 61V60H70ZM96 61H98V60H96ZM112 61V60H111ZM120 61H122V60H120ZM120 61H118V62H120ZM138 61V60H137ZM175 62V64H172L171 62ZM186 61H187V59H186ZM185 61V62H186ZM189 61V60H188ZM186 62L185 64L183 63V60H182V58H181V55H177L176 57H175V59H169L168 57H164L163 56V54H162V56H160L159 54H157L156 55V57H150V61H148L150 64H153V63H155V64H157V68H159V69H161L162 71H161V73H160V71H159V74L161 75V78H164L165 79V82H167V84L168 85H171V83H172V77H171V75H170V72L172 71V69L173 68H175V67H180V70L182 71V73L183 74H185L186 75V77H188V75H189V70L187 69V67H185V65L187 64V63H190V61L189 62ZM249 61V60H248ZM252 61V60H251ZM255 61H257V59L255 60ZM43 62H44V59H43ZM100 62V61H99ZM107 62V61H106ZM118 62H116V63H118ZM124 62V61H123ZM132 62V61H131ZM140 62H138V63H136V65H139V64H141ZM202 62V61H201ZM205 62V61H204ZM208 62H210V61H208ZM223 62V61H222ZM264 62V61H263ZM40 63V62H39ZM39 63H38V65H39ZM45 63V62H44ZM59 63V62H58ZM67 63V62H66ZM92 63V62H91ZM122 63V62H121ZM193 63V62H192ZM195 63V62H194ZM193 63V64H194ZM212 63V62H211ZM224 63V62H223ZM229 63H225V65L226 64H229ZM244 63H248V62H244ZM250 63V62H249ZM65 64V63H64ZM95 64V63H94ZM115 64V63H114ZM119 64V63H118ZM117 64V65H118ZM125 64V63H124ZM128 64V63H127ZM133 64H135V63H133ZM205 64H206V62H205ZM251 64V63H250ZM97 65H100V64H97ZM109 65V64H108ZM116 65V66H117ZM225 65H223V66H225ZM243 65V64H242ZM252 65H253V63H252ZM251 65V66H252ZM20 66V65H19ZM49 66V65H48ZM65 66V65H64ZM63 66V67H64ZM84 66V65H83ZM87 66V65H86ZM85 66V67H86ZM105 66V65H104ZM109 66H111V65H109ZM108 66V67H109ZM114 66V65H113ZM122 66V65H121ZM125 65H123V67H120L119 65H118V67L121 69V71H123V73H124V71L125 70H122V68L123 69H126L125 67H124ZM134 66V65H133ZM146 66H147V64H146ZM153 66H154V64H153ZM205 66H207V65H205ZM214 66V65H213ZM218 66H221V65H218ZM227 66V65H226ZM231 66V65H230ZM248 66V65H247ZM42 67V66H41ZM43 67H45V66H43ZM60 67V66H59ZM61 67H62V65H61ZM74 67V66H73ZM79 67H81V66H79ZM95 67H97L96 66V64H95ZM94 67V68H95ZM106 67V66H105ZM132 67V66H131ZM130 67V68H131ZM196 67V66H195ZM210 67V66H209ZM260 67H262V65L260 66ZM55 68H57V67H55ZM65 68H67V67H65ZM76 68V67H75ZM82 68V67H81ZM86 68H88V67H86ZM99 68V67H98ZM116 68V67H115ZM129 68V67H128ZM129 68V69H130ZM134 68V67H133ZM138 68H139V66H138ZM212 68V67H211ZM218 68V67H217ZM241 68V72L244 70V69H246V68H243L242 66L240 67ZM256 68V67H255ZM254 68V69H255ZM264 68V67H263ZM262 68V69H263ZM46 69V68H45ZM54 69V68H53ZM76 69H78V67L76 68ZM83 69H85V68H83ZM89 69H90V66H89ZM155 69V68H154ZM260 69V68H259ZM91 70L93 71V69L91 68ZM91 70H89L90 72H91ZM97 70V69H96ZM137 70H139V69H137ZM151 70V69H150ZM190 70H191V68H190ZM213 71H216L215 69H212ZM219 70H221V69H219L218 68V71ZM247 70V69H246ZM252 70H253V68H252ZM10 71V72H11ZM40 71V74H38V72ZM48 71V70H47ZM46 71V72H47ZM120 71V72H121ZM146 72L145 73H147L146 74V76H150L151 74H150V72L151 71H154V70H151L150 72H149V70L148 69H146L145 70ZM177 71H178V69H177ZM222 71V70H221ZM248 71H249V69H248ZM256 71H257V69H256ZM259 71V70H258ZM82 72V71H81ZM86 72H87V69H86ZM98 72H100V71H98ZM120 72H119V74H120ZM126 72V71H125ZM157 72V71H156ZM191 72V71H190ZM193 72H194V70H193ZM217 72V71H216ZM68 73V72H67ZM101 73V76L102 77H104V75H105V73L102 75V73L103 72H100ZM128 74H129V72H127ZM137 73V72H136ZM140 73H142V71L140 72ZM174 73H175V71H174ZM195 73V72H194ZM194 73H193V75H194ZM207 73V72H206ZM205 73V74H206ZM218 73V72H217ZM260 73H262V72H260ZM107 75H109V73H106ZM125 74V73H124ZM124 74H122V75H124ZM135 74V73H134ZM139 74V73H138ZM171 74H173V73H171ZM196 74H198V73H196ZM203 74V73H202ZM254 74V73H253ZM258 74V73H257ZM263 74V73H262ZM88 75H91V74H88ZM95 75V74H94ZM126 76H128L127 74H125ZM130 75V74H129ZM141 75V74H140ZM174 75V74H173ZM199 75V74H198ZM208 74H206V76H207ZM61 76V75H60ZM83 76V75H82ZM101 76H99V78L101 77ZM132 76V75H131ZM143 76V75H142ZM141 76V77H142ZM152 76H153V74H152ZM205 76V75H204ZM209 76V75H208ZM217 76H219V77H216V78H220V77H222L221 75H217ZM258 76V75H257ZM29 77V76H28ZM72 76H70V78H71ZM74 77H76V76H74ZM84 77V76H83ZM135 77L136 76H134V78L133 79H135ZM156 76H154V78H155ZM185 77V78H186ZM212 77V76H211ZM213 77H215V76H213ZM212 77V78H213ZM264 77V76H263ZM50 78V77H49ZM54 78V77H53ZM69 78V79H70ZM90 78H93V77H90ZM89 78V79H90ZM106 78V77H105ZM157 78V77H156ZM202 78V77H201ZM206 78H208V77H206ZM246 78V77H245ZM259 78H262V77H260V75H259ZM31 79V78H30ZM88 79V80H89ZM95 79V78H94ZM158 79V78H157ZM164 79H163V82H164ZM179 79H180V76H179ZM182 79V78H181ZM209 79V78H208ZM240 79V80H239ZM247 79H248V77H247ZM91 80V79H90ZM108 79H106V81H107ZM117 80H119V79H117ZM142 80H143V78H142ZM150 80H151V77H150ZM161 80V81H160ZM198 80H199V78H198ZM205 80V79H204ZM216 79H214V81H215ZM243 80H245V79H243ZM43 81V80H42ZM45 81V80H44ZM50 81V80H49ZM77 81V80H76ZM100 81H101V78H100ZM99 81V82H100ZM122 81V80H121ZM157 81V80H156ZM176 81V80H175ZM178 81V80H177ZM226 81V80H225ZM98 82V81H97ZM115 82H118V81H115ZM123 82V81H122ZM145 82V81H144ZM144 82H143V84H144ZM152 82V81H151ZM151 82H149V83H151ZM158 82H161L162 83V79H160L159 78V81ZM212 82V81H211ZM211 82H209V83H211ZM248 82L249 81H247L246 83L248 84ZM43 83V82H42ZM87 83V82H86ZM124 83V82H123ZM189 83H192V82H189ZM195 83H196V81H195ZM198 83V82H197ZM202 83V82H201ZM214 83H219V81H218V79L216 80V82H214ZM245 83V82H244ZM249 83H251V82H249ZM90 84V83H89ZM89 84H87V85H89ZM93 84V83H92ZM98 84V83H97ZM113 84V83H112ZM118 84H119V82H118ZM145 84H147V83H145ZM152 84V83H151ZM174 84V83H173ZM187 84V86L186 87H188L189 88V86H188V83H185V85ZM199 84V83H198ZM212 84H213V82H212ZM105 85V83L103 84V86ZM114 85H115V83H114ZM120 85V84H119ZM121 85H123V84H121ZM192 85H194V81H193V84ZM85 86V87H84ZM107 86V85H106ZM110 86H112V85H110ZM124 86H125V83H124ZM129 86H130V84H129ZM132 86V85H131ZM212 86H214V84L212 85ZM247 86V85H246ZM248 86H249V84H248ZM91 87V86H90ZM113 87V86H112ZM148 87V86H147ZM222 87V88H223ZM259 87V86H258ZM97 88V87H96ZM132 88H134V87H132ZM132 88H129V89H132ZM136 88V87H135ZM150 88V87H149ZM154 89L156 88V87H153ZM173 88V87H172ZM175 88V87H174ZM181 88H183L184 90H185V87H184V85H183V87H181ZM188 88H186V89H188ZM248 88V87H247ZM112 89V88H111ZM113 89H114V87H113ZM142 89V88H141ZM140 89V90H141ZM171 89V88H170ZM180 89V88H179ZM190 89H193V88H191L190 87ZM196 89H197V87H196ZM98 90H99V88H98ZM144 90V89H143ZM148 90V89H147ZM150 90V89H149ZM158 90V89H157ZM177 90H178V88H177ZM176 90V91H177ZM199 90V89H198ZM197 90V91H198ZM201 90V89H200ZM199 90V91H200ZM251 90H255V89H250V91ZM260 90H262V89H260ZM259 90V91H260ZM263 90H264V88H263ZM90 91V90H89ZM133 91V90H132ZM159 91V90H158ZM181 91V90H180ZM183 91V90H182ZM186 91V90H185ZM191 91V90H190ZM207 91V90H206ZM206 91H204V92H206ZM217 91H220L219 89L217 90ZM93 92H96V91H93ZM115 93L114 94H116L115 96H120V95H125V93H124V91L121 89V88H117V89H115V91H114ZM135 92V91H134ZM152 92V91H151ZM167 92H169V91H167ZM172 93H174V91H171ZM179 92V91H178ZM187 92V91H186ZM185 92V93H186ZM208 92H210V91H208ZM213 92V91H212ZM221 92V91H220ZM224 91H223V95H224V93H225ZM227 92H228V94H227ZM253 92V91H252ZM262 92V91H261ZM260 92V93H261ZM92 93V92H91ZM132 93V92H131ZM172 93H170V94H172ZM183 93V92H182ZM181 93V94H182ZM194 93V92H193ZM193 93H192V95H193ZM195 93H196V90H195ZM199 93V92H198ZM257 93V92H256ZM259 93V92H258ZM263 93V92H262ZM64 94H66V97L65 98H62L63 97V95ZM94 94V93H93ZM150 94V93H149ZM155 94V93H154ZM166 94H169V93H166ZM170 94H169V96H170ZM175 94H178L177 95V97L179 96V93H175ZM197 94V93H196ZM215 94H216V92H215ZM62 95V96H61ZM96 95H98V93H96ZM130 95V94H129ZM134 95H137V94H134ZM156 95V94H155ZM160 95V94H159ZM173 95V94H172ZM183 95V94H182ZM185 95V94H184ZM198 95H200V94H198ZM213 95H214V92H213ZM212 95V96H213ZM58 96H60V97H58ZM127 96V95H126ZM146 98L148 99V93H146ZM166 96V95H165ZM168 96V98H170ZM174 96V95H173ZM188 96V95H187ZM194 96H196L195 94H194ZM211 96V95H210ZM215 96V95H214ZM218 96H220V93H219V95ZM114 97V98H113ZM122 97V96H121ZM120 97V98H121ZM130 97V96H129ZM155 97V96H154ZM176 97V98H177ZM184 97V96H183ZM221 97V96H220ZM99 98V97H98ZM160 98H161V96H160ZM168 98L166 99V97L164 98V99H166V100H168ZM173 98H175V97H173ZM172 98V99H173ZM185 98H186V96H185ZM188 98V97H187ZM194 98V97H193ZM199 98V97H198ZM205 98H206V96H205ZM208 99H209V97H207ZM222 98V97H221ZM56 99H68V103L66 104V105H60V104H58V103H56ZM126 99V98H125ZM124 99V100H125ZM130 99H132V101L131 102H129V104L130 103H132L133 104V110H134V108H135V111H134V113L136 114V119L138 120V122L139 123H143L144 122V118H145V116L147 115V114H149L150 112L148 111V108H147V106L146 105H148V104H145V102L143 103V101L142 100H144L142 97H139V96H131V98H129V100ZM155 99V98H154ZM162 99V98H161ZM171 98H170V100H172ZM192 99V98H191ZM222 99H224V98H222ZM237 99V98H236ZM121 101H123L122 99H120ZM127 100H128V97H127ZM126 100V101H127ZM150 100H152V99H150ZM165 100V101H166ZM211 100V99H210ZM210 100H209V102H210ZM213 100V99H212ZM211 100V101H212ZM215 100V99H214ZM227 100V101H228ZM61 101V100H60ZM63 101V100H62ZM164 101V100H163ZM162 101V103H165V101L163 102ZM180 101V100H179ZM194 101V100H193ZM203 101V100H202ZM241 101H243V100H241ZM80 102H82L81 104H83V103H85V108L83 109V110H81L80 109V107H79V103ZM116 102V101H115ZM118 102H120L119 100H118ZM169 102V101H168ZM171 102V101H170ZM175 102V101H174ZM173 102V103H174ZM181 102V101H180ZM207 102V101H206ZM214 103H215V105H216V102H218V99H217V101H213ZM176 103V102H175ZM183 103V102H182ZM191 103V102H190ZM221 103H224L223 102V100H222V102ZM150 104H152V103H150ZM122 105V104H121ZM158 105H160V104H158ZM172 105V104H171ZM171 105H169V106H171ZM185 105H188V104H186L185 103ZM194 105V104H193ZM208 105V104H207ZM218 105V104H217ZM219 105L221 106H219L220 108H222V106H224V105H221L220 103H219ZM242 105V104H241ZM244 105V104H243ZM82 106V105H81ZM131 106V105H130ZM151 106V105H150ZM152 106H154V104L152 105ZM155 106H157V105H155ZM161 106V105H160ZM164 106V105H163ZM168 106V107H169ZM189 106V105H188ZM187 106V107H188ZM195 106H196V104H195ZM200 106V105H199ZM204 106V103L202 104V107ZM227 106H228V102H227ZM240 106V105H239ZM264 106V104H260V106L258 105L257 106V110H261L260 109V107H263ZM159 107V106H158ZM158 107H155V111L157 110V113L159 112V110L158 109H160V107L158 108ZM166 108H167V106H165ZM165 107H162L161 106V108H165ZM186 107V106H185ZM229 107V106H228ZM120 108H122V107H120ZM120 108H118V109H120ZM156 108H158V109H156ZM172 108V107H171ZM201 108V107H200ZM205 108V107H204ZM206 108H208V107H206ZM247 108V107H246ZM150 109V108H149ZM186 109H188V108H186ZM197 109V108H196ZM223 109V108H222ZM245 109V108H244ZM253 109V108H252ZM228 110V109H227ZM237 110V109H236ZM256 110V111H257ZM263 110H264V107H263ZM124 111V110H123ZM155 111H151L152 113H154ZM176 111V110H175ZM179 111V110H178ZM198 111V109L196 110V112ZM200 111H203L202 109L200 110ZM199 111V112H200ZM222 110L220 109V111L219 112H221ZM242 111H244V110H242ZM241 111V112H242ZM248 111V110H247ZM251 111V110H250ZM255 111V110H254ZM122 112V111H121ZM126 113H127V110L125 111ZM124 112V113H125ZM166 112V111H165ZM205 112L206 113H209V111L208 110H205ZM210 112H214V113H216V111H214V109L211 111V109H210ZM227 112H229V114L230 113H232V114H230L226 119H227V121H225L227 124H228V126H230V127H232V128H236V122L237 121H234L235 119H236V117L238 118V116H240V115H238L237 114V111H235V109H234V111L232 110V108H230V111L228 110V111H226V113ZM241 112L239 113V114H241ZM258 112V111H257ZM261 113H264V112H262V111H260ZM125 113V114H126ZM131 113V112H130ZM130 113L128 114V115H130ZM168 113V112H167ZM172 113H174V112H172ZM179 113V112H178ZM184 113H186V112H184ZM223 113H225L224 112V110H223ZM253 113V112H252ZM252 113L250 114V115H252ZM134 114V115H135ZM177 114V113H176ZM191 114V113H190ZM190 114H188L187 113V115H190ZM221 114H222V112H221ZM244 114V113H243ZM255 114V116H256V114L257 113H254ZM119 115H121V114H119ZM119 115H117V118H118V116ZM166 115V114H165ZM181 115H183L184 116V114H181ZM186 115V116H187ZM200 114H198V116H199ZM242 115V114H241ZM73 116H76V115H74L73 114ZM72 116V117H73ZM168 116V115H167ZM201 116V115H200ZM224 116V115H223ZM223 116H220V117H223ZM249 116V115H248ZM254 116V115H253ZM77 117V116H76ZM75 117V118H76ZM169 117V116H168ZM185 117V116H184ZM188 117V116H187ZM204 117V116H203ZM211 117H213V118H215V117H218V115H211ZM243 117V116H242ZM250 117V116H249ZM80 117H78V119H79ZM121 118V117H120ZM146 118H149V115L148 116H146ZM161 118V117H160ZM170 118V117H169ZM186 118V117H185ZM126 120H127V118H125ZM151 119V118H150ZM163 119V118H162ZM164 119H166L165 121H167V119L168 118H164ZM192 120H193V118H191ZM203 119V118H202ZM209 119V118H208ZM208 119H207V121H208ZM219 120V118H215V120ZM240 119V118H239ZM249 119V118H248ZM256 119V118H255ZM260 119H262V118H260ZM72 120V119H71ZM125 120V121H126ZM157 120H159V117H158V119ZM170 119H168V121H169ZM174 120V119H173ZM178 120H180V119H178ZM245 120V119H244ZM259 120V119H258ZM80 121H81V118H80ZM115 121V120H114ZM117 121H118V119H117ZM153 121V120H152ZM164 121V120H163ZM164 121V122H165ZM167 121V122H168ZM196 121H201V120H194V122H196ZM247 121V120H246ZM249 121V120H248ZM251 121V120H250ZM249 121V122H250ZM116 122V121H115ZM129 122V121H128ZM157 122V121H156ZM156 122H154V124L156 123ZM180 122V121H179ZM191 122H193V121H191ZM213 122H214V120H213ZM218 122V121H217ZM224 122V123H225ZM264 122V121H263ZM75 124H74V126L76 125V122H74ZM81 123V122H80ZM106 123V122H105ZM104 123V124H105ZM119 123H123V122H120L119 121ZM160 123H163V122H160ZM166 123V122H165ZM164 123V124H165ZM186 123V122H185ZM202 123H204V122H202ZM208 123V122H207ZM215 123H216V121H215ZM222 123V122H221ZM221 123H217L218 124V126L219 125H221ZM240 123V122H239ZM242 123V122H241ZM241 123L239 124V125H241ZM61 124V125H62ZM77 124H78V122H77ZM109 124H110V121H109ZM134 125H135V123H133ZM157 124V123H156ZM156 124L155 125H153V124H151L150 126H152L153 125V128H154V126L156 127ZM171 123H169L168 125H170ZM189 124V123H188ZM199 124V123H198ZM260 124H262L261 122H260ZM260 124H256V126L257 125H259V126H261ZM59 125V126H58ZM106 125V124H105ZM107 125H108V122H107ZM133 125V126H134ZM200 125V124H199ZM208 125V124H207ZM212 125V124H211ZM210 125V126H211ZM72 126V125H71ZM73 126V127H74ZM117 126H118V124H117ZM125 126V125H124ZM180 126H181V124H180ZM180 126H178V127H180ZM193 126V125H192ZM202 126V125H201ZM235 126V127H234ZM241 126H243V124L241 125ZM240 126V127H241ZM244 126H245V124H244ZM254 126V125H253ZM60 127V128H59ZM86 127V126H85ZM105 127V126H104ZM119 127V126H118ZM122 127H123V125H122ZM165 127H166V125H165ZM171 127V126H170ZM173 127V126H172ZM171 127V128H172ZM181 127H183V126H181ZM180 127V128H181ZM186 127H188V126H186ZM197 126H195V128H196ZM224 127H225V125H223V126H221V128H223V130H224ZM251 127V126H250ZM68 128H72V127H68ZM87 128V127H86ZM109 128H110V126H109ZM114 128V127H113ZM126 128V127H125ZM128 129L130 128V127H127ZM194 128V129H195ZM211 128H213V127H211ZM215 128V127H214ZM216 128H217V131H218V127H217V125H216ZM227 128V127H226ZM247 128H248V126H247ZM259 128V130H260V127H258ZM42 129V130H43ZM62 129H66V128H62ZM61 129V130H62ZM105 129V128H104ZM115 129V128H114ZM118 129V128H117ZM168 129H169V127H168ZM173 129V128H172ZM177 129H179V128H177ZM176 129V130H177ZM187 129H189V128H187ZM198 129H200V128H198ZM228 129H229V127H228ZM244 129V128H243ZM254 129H255V127H254ZM46 129H44V131H45ZM68 130V129H67ZM132 131L130 132V133H133L134 134V132H133V130L134 129H131ZM164 130V129H163ZM174 130V129H173ZM180 130V129H179ZM186 130V129H185ZM184 130V131H185ZM191 130V129H190ZM223 130H221V131H223ZM227 130V129H226ZM225 130V131H226ZM241 129H239V131H240ZM43 131V132H44ZM51 130H49V132H50ZM53 131V130H52ZM51 131V132H52ZM66 131V130H65ZM71 131V130H70ZM115 131H116V129H115ZM119 132H120V130H118ZM123 131V130H122ZM126 131V130H125ZM164 131H166V130H164ZM220 131V132H221ZM228 131H230V129L229 130H227V132ZM247 131V130H246ZM253 131V130H252ZM256 131V130H255ZM47 132H48V130H47ZM63 132V131H62ZM110 132V131H109ZM109 132H108V134H109ZM113 132V131H112ZM111 132V133H112ZM180 132V131H179ZM200 132V131H199ZM232 133H234L235 132V130H234V132H233V129H232V131H231ZM238 132V131H237ZM241 132H243V131H241ZM240 132V133H241ZM254 132V131H253ZM260 132V131H259ZM59 133H61V132H59ZM124 133V132H123ZM151 134L153 133V131H151L150 132ZM155 133H157V132H154V135H157L158 136V133L157 134H155ZM163 133H165V132H163ZM163 133H162V135H163ZM167 133V132H166ZM178 132H176V134H177ZM180 133H182V132H180ZM186 133V132H185ZM226 133V132H225ZM239 133V134H240ZM247 133H249V132H247ZM255 133V132H254ZM258 133V132H257ZM261 133V132H260ZM40 134H41V132H40ZM39 134V135H40ZM43 134V133H42ZM53 133H51V135H52ZM70 134V133H69ZM84 135H86V133H83ZM107 134V133H106ZM114 134H116L115 132H114ZM113 134V135H114ZM150 134V135H151ZM174 135H175V133H173ZM194 134V133H193ZM198 134V133H197ZM200 134V133H199ZM203 134V133H202ZM201 134V135H202ZM214 134V133H213ZM212 134V135H213ZM217 134H218V132H217ZM235 134V133H234ZM55 135V134H54ZM57 135H59V137H60V135L61 134H57ZM71 135H73L72 133H71ZM84 135H83V137H84ZM110 135V134H109ZM112 135V134H111ZM112 135V136H113ZM123 135V134H122ZM122 135H120V137L121 138H123V136ZM136 135H139V131H138V134H136ZM140 135H141V132H140ZM149 135V136H150ZM153 135V134H152ZM165 135V137H166V135H167V137H168V134H164ZM170 135V134H169ZM206 135V134H205ZM221 135V134H220ZM230 135V134H229ZM241 135V134H240ZM246 135V134H245ZM257 137H258V135L257 134H255ZM69 136V135H68ZM105 136V135H104ZM103 136V137H104ZM177 136V135H176ZM181 136V135H180ZM184 136V135H183ZM183 136H181V138L183 137ZM187 136H188V134H187ZM192 137H193V135H191ZM204 136V135H203ZM210 136V135H209ZM208 136V137H209ZM254 136V135H253ZM1 137V136H0ZM2 137H4V136H2ZM47 137V136H46ZM48 137H49V135H48ZM58 137V136H57ZM57 137H55V139L57 138ZM58 137V138H59ZM71 137V136H70ZM69 137V138H70ZM107 137V136H106ZM120 137H118V138H120ZM126 137V136H125ZM166 137V138H167ZM179 137V136H178ZM222 137V136H221ZM248 137H251V135L249 134V136ZM248 137H247V139H248ZM20 140H19V139ZM50 138H51V136H50ZM50 138H48V139H50ZM57 138V139H58ZM87 138V137H86ZM107 138H109V137H107ZM129 138H131V137H129ZM135 137H133V139H134ZM152 138V137H151ZM151 138H150V141H152L151 140ZM162 138V137H161ZM160 138V139H161ZM189 138V137H188ZM191 138V137H190ZM234 137H232V139H233ZM259 138V137H258ZM39 139V138H38ZM74 139V138H73ZM72 139V140H73ZM101 139H103V138H101ZM153 139V138H152ZM163 139V138H162ZM179 139H180V137H179ZM212 139V138H211ZM246 139V140H247ZM19 140V141H18ZM40 140V139H39ZM52 140V139H51ZM59 140V139H58ZM67 140H69L68 138H67ZM88 140V139H87ZM110 140V139H109ZM119 140V139H118ZM122 140H124V139H122ZM121 140V141H122ZM128 140V139H127ZM157 140H158V137H157ZM167 140V139H166ZM168 140H170V139H168ZM171 140H173L172 138H171ZM177 141H178V139H176ZM181 140V139H180ZM194 140H196V139H194ZM205 140H207V138L205 139ZM238 140V139H237ZM260 141H262V138L260 137V139H259ZM18 141V142H17ZM35 141V140H34ZM48 141H50V140H48ZM73 141H75V139L73 140ZM72 141V142H73ZM89 141V140H88ZM93 141V140H92ZM95 141V140H94ZM99 141H101L102 142V140H99ZM98 141V142H99ZM112 141V140H111ZM113 141H116V139H113ZM112 141V142H113ZM133 141V140H132ZM159 141V140H158ZM158 141H156L155 140V142H158ZM175 141V140H174ZM208 141V140H207ZM225 141V140H224ZM223 141V142H224ZM230 141V140H229ZM239 141V140H238ZM245 141V140H244ZM251 141V140H250ZM20 142V143H21ZM36 142V141H35ZM40 142L43 144V143H46V142H44L43 140H40ZM39 142V143H40ZM68 143H69V141H67ZM71 142V143H72ZM79 142V141H78ZM123 142V141H122ZM130 142V141H129ZM137 142V141H136ZM136 142H135V145H136ZM139 142V141H138ZM137 142V143H138ZM154 142V141H153ZM163 142V141H162ZM187 142V141H186ZM198 142V141H197ZM201 142V141H200ZM202 142H204V141H202ZM201 142V143H202ZM211 142V141H210ZM209 142V143H210ZM68 143H66V146H68L67 148L69 149V144ZM74 143V142H73ZM89 143V142H88ZM94 143V142H93ZM92 143V144H93ZM104 143H106V141L104 140ZM104 143L102 144V143H99V144H102V146L104 145ZM108 143H109V141H108ZM108 143H106V145L108 144ZM131 143V142H130ZM144 143H145V141H144ZM171 143V142H170ZM175 143V142H174ZM173 143V144H174ZM179 143V142H178ZM177 142H176V144H178ZM185 143V142H184ZM190 143V142H189ZM211 143H214V142H211ZM233 144H232V151H233V153H234V157H235V160L237 159L238 160V157H239V155L241 154V153H243V151H245V147H239V144H238V142H236V141H233L232 142ZM241 143V142H240ZM57 144H59V142L57 143ZM63 143H61V145H62ZM75 144V143H74ZM76 144H77V142H76ZM80 144V143H79ZM82 144V143H81ZM86 144H87V142H86ZM98 144V145H99ZM122 144V143H121ZM132 144V143H131ZM146 144V143H145ZM155 144H157V143H155ZM166 144V143H165ZM181 144H183V143H181ZM225 144V143H224ZM263 144V143H262ZM40 144H38V147H40L39 146ZM47 145V144H46ZM50 145H51V143H50ZM60 144H59V146H61ZM64 145V144H63ZM78 145V144H77ZM83 145V144H82ZM94 145V147H95V145H97V144H93ZM106 145H104V146H106ZM152 145V144H151ZM171 145V147H173V145L172 144H169V146ZM175 145V144H174ZM207 145V147H206V149H204V150H206V152H207V150L209 149L208 148V142H207V144H205V146ZM264 145V144H263ZM48 146V145H47ZM56 146V145H55ZM74 146H76V145H74ZM88 146V145H87ZM109 146V145H108ZM110 146H112V145H110ZM109 146V147H110ZM120 146V145H119ZM124 146V145H123ZM138 146V145H137ZM154 147L153 148H155V147H159L158 145H153ZM165 147V149L167 148L166 147V145H164V144H162V147ZM182 146V145H181ZM183 146H184V144H183ZM194 146V145H193ZM204 146V147H205ZM214 146V145H213ZM227 147H229L228 145H226ZM37 147V146H36ZM57 147V146H56ZM80 147V146H79ZM84 147H86V145L84 146ZM83 147V148H84ZM89 147H90V145H89ZM142 147V146H141ZM140 147V148H141ZM144 147V146H143ZM175 147V146H174ZM173 147V148H174ZM185 147V146H184ZM203 147V148H204ZM210 147V146H209ZM223 147V146H222ZM263 147V146H262ZM25 148V147H24ZM24 148H22L23 150H24ZM41 148H42V146H41ZM41 148H40V151H41ZM51 148V147H50ZM57 148H60V147H57ZM96 148H99L98 146H96ZM122 148V147H121ZM120 148V149H121ZM144 148H146V147H144ZM143 148V149H144ZM149 148H150V146H149ZM161 148V147H160ZM186 148V147H185ZM220 148V147H219ZM264 148V147H263ZM91 149V148H90ZM100 149V148H99ZM99 149H98V151H99ZM109 149L110 148H108V150L107 149H105L106 151H109ZM115 149H118L119 150V148H118V146H117V148H115ZM114 149V151H116ZM122 149H124V148H122ZM126 149V148H125ZM158 149V148H157ZM162 149H164V148H162ZM187 149H192V148H187ZM202 149V148H201ZM223 149V148H222ZM260 149H261V147H260ZM28 150L26 151V150H24V151H26L27 153H28ZM46 150V149H45ZM56 150V149H55ZM58 150V149H57ZM61 151H62V149H60ZM59 150V151H60ZM85 149H83V151H84ZM101 150V149H100ZM103 150V149H102ZM131 150H132V148H131ZM140 150V149H139ZM148 150H150L151 151V149H148ZM183 150H184V148H183ZM39 151V150H38ZM39 151V152H40ZM46 151H49V147H48V150H46ZM82 151V150H81ZM86 152H87V150H85ZM105 151V152H106ZM121 151L122 150H120V154H121ZM130 151V150H129ZM152 151H154V149L152 150ZM155 151H157V150H155ZM158 151H160V150H158ZM164 151H167V150H164ZM216 151V150H215ZM219 151V150H218ZM259 151H261V150H259ZM39 152H37V153H39ZM44 152V151H43ZM57 152V151H56ZM80 152V151H79ZM78 152V153H79ZM88 152H89V149H88ZM160 152H163V151H160ZM159 152V153H160ZM168 152V151H167ZM170 152V151H169ZM171 152H175V151H171ZM202 152H204L203 150H202ZM221 152V151H220ZM224 152V151H223ZM225 152H227V150L225 151ZM21 153V152H20ZM23 153V152H22ZM29 153V154H30ZM47 153V152H46ZM55 153V152H54ZM128 153H130V152H128ZM158 153V152H157ZM158 153V154H159ZM164 153V152H163ZM178 153H180V152H178ZM181 153H183V154H180V156L181 155H183L184 156V154L186 153V150H185V152H181ZM190 153H191V150H190ZM189 153V154H190ZM205 153V152H204ZM203 153V154H204ZM212 153L213 152H211V155H212ZM24 154V153H23ZM26 154V153H25ZM49 154V153H48ZM72 154V153H71ZM73 154H75V153H73ZM72 154V155H73ZM86 154H88V153H86ZM119 154V153H118ZM186 154H188V153H186ZM194 154V153H193ZM193 154H191V155H193ZM219 154H221V153H219ZM224 154V153H223ZM229 154V153H228ZM257 153H255V155H256ZM22 155V154H21ZM28 156L27 158H22L23 160H22V162H21V168L20 169H22V172H23V174H24V178L26 179V181L28 182V181H30V182H28V184H30L31 182V185L34 183V182H36V180L40 177L39 176V173H38V171H37V165L39 164V162L37 161V159H35V158H33L32 156ZM36 155V154H35ZM41 155V154H40ZM55 155V154H54ZM53 155V156H54ZM79 155H80V153H79ZM78 155V156H79ZM89 155V154H88ZM87 155V156H88ZM129 155V154H128ZM131 155V154H130ZM206 155H209L210 156V154H206ZM254 155V154H253ZM57 156V155H56ZM56 156L54 157V158H56ZM59 156V155H58ZM76 156H77V153H76ZM83 157L82 158H84V155H82ZM87 156H85V159H86V157ZM93 156V155H92ZM100 157H101V155H99ZM161 156V155H160ZM167 156V155H166ZM166 156H162V158L163 157H165V159H166ZM186 156V155H185ZM202 156V155H201ZM224 156V155H223ZM227 156H229V155H227ZM21 157V156H20ZM26 157V156H25ZM37 157H40L39 155H37ZM43 158H44V156H42ZM72 157H74V156H72ZM94 157V156H93ZM103 157H106V156H103ZM120 157V156H119ZM124 157V156H123ZM128 157V156H127ZM132 157V156H131ZM137 157V156H136ZM169 157V156H168ZM167 157V159H169ZM188 157H190V159L193 161L195 158H191V156H188ZM225 157H226V155H225ZM244 157V156H243ZM76 158V157H75ZM81 158V159H82ZM108 158H110L109 156H108ZM126 158V157H125ZM129 158V157H128ZM208 158H210V157H208ZM223 158V157H222ZM230 158H231V155H230ZM229 158V159H230ZM248 158V157H247ZM257 158H259V157H257ZM39 159H41V157L39 158ZM80 159V158H79ZM89 159V158H88ZM91 159H93V158H91ZM119 159V158H118ZM122 159H124V158H122ZM147 159H149V158H147ZM153 159V158H152ZM164 160V162L165 161H168V160ZM176 159V158H175ZM177 159H180L179 158V156L177 157ZM188 159V158H187ZM197 159H198V157H197ZM199 159L200 160H202V158H200L199 157ZM77 160V159H76ZM104 160V159H103ZM107 160V159H106ZM112 160H114V158L113 159H111V161ZM129 160H130V158H129ZM172 160V159H171ZM196 160V159H195ZM217 160V159H216ZM221 160V159H220ZM219 160V161H220ZM243 160H244V158H243ZM247 159H245V161H246ZM251 160H252V156H251ZM65 161V160H64ZM107 161H109V160H107ZM117 161V160H116ZM149 161H151V160H149ZM176 161V160H175ZM182 161V160H181ZM209 161V160H208ZM210 161H212V160H210ZM209 161V162H210ZM228 161V160H227ZM226 161V162H227ZM230 161H231V159H230ZM241 161V160H240ZM249 161H250V159H249ZM255 161V160H254ZM51 162V160L48 162V163H50ZM89 162V161H88ZM88 162H86V164L88 163ZM95 162H97V161H95ZM94 162V163H95ZM99 162V161H98ZM97 162V163H98ZM114 162H115V160H114ZM128 162H130V161H128ZM127 162V163H128ZM169 162V161H168ZM184 162V161H183ZM191 162V161H190ZM189 162V163H190ZM220 162H222V161H220ZM251 162V161H250ZM249 162V163H250ZM126 163V162H125ZM126 163V164H127ZM131 163H132V160H131ZM142 163H144V162H142ZM150 163V162H149ZM178 163H179V161H178ZM178 163H176L177 164V166H178ZM196 163V162H195ZM195 163H194V165H195ZM198 163V162H197ZM217 163V162H216ZM219 163V162H218ZM243 163V162H242ZM246 163H248V162H246ZM248 163V164H249ZM252 163V162H251ZM257 163V162H256ZM43 164H47V163H43ZM51 164V163H50ZM53 164H55V163H53ZM81 164H83L82 162H81ZM81 164H79V167L81 166ZM86 164H84V165H86ZM91 164H92V162H91ZM209 164V163H208ZM222 164V163H221ZM228 164V163H227ZM57 165V164H56ZM74 165V164H73ZM77 165V164H76ZM76 165H74V166H76ZM118 165H120V164H118ZM140 165V164H139ZM182 165H184V164H182ZM181 165V166H182ZM190 165V164H189ZM199 165V164H198ZM218 166H219V164H217ZM255 165V164H254ZM258 165V164H257ZM87 166V165H86ZM96 166H101V163H98V165H96ZM121 166V165H120ZM142 166V165H141ZM143 166H144V164H143ZM159 166V165H158ZM161 167H165L163 164L162 165H160ZM159 166V167H160ZM197 166V165H196ZM200 166V165H199ZM203 166H205V164L203 165L202 164V166L201 167H203ZM207 166V165H206ZM212 166H213V164H212ZM218 166H217V168H218ZM226 166V165H225ZM260 166V165H259ZM264 166V165H263ZM42 167V166H41ZM81 167H83V165L81 166ZM90 167V166H89ZM139 167V166H138ZM148 167V166H147ZM168 167V166H167ZM189 167H192V165H190ZM195 166H193V168H194ZM213 167H215V166H213ZM213 167L210 169V171H213L212 169H213ZM221 167V166H220ZM19 168V167H18ZM18 168H17V170H18ZM49 168H51V165H50V167ZM96 168V167H95ZM95 168H93V167H90L89 169H87V167H86V169H84L85 170V172L83 173V175H82V177H77V178H80V179H89V181H88V179H87V181H88V183L86 184L85 182H83V183H81L83 180H79L78 181V183L76 184V186H75V188H74V190H73V192L75 193V196L76 197H74V199H72V200H75V203H76V205H77V210L80 212V211H89V210H91V208H92V204H91V202L90 201H92L93 202V200H92V197H93V195H91V198H90V203H88V204H86V201H84V200H81L80 199V197L81 198H83L84 197V195L85 196H87L86 194H87V192L88 191H90L91 192V194L93 193V191H95L94 189H95V187L96 188H98V189H100V186L101 187H103V186H105V189H107L108 190V192L109 193H112V192H110V190L113 188V182H115L116 183V181L118 180V177H116V176H114V175H112V176H109V175H107V173H106V175L104 174V173H102V172H100L99 170H97V169H95ZM98 168H100V167H98ZM102 168V167H101ZM166 168V167H165ZM177 168V167H176ZM222 168V167H221ZM234 168H235V170H236V172L237 173H239V174H241L242 173V171L244 170V171H247L248 170V168H247V166H243V165H241V163L238 161V162H236V164H234ZM251 168V167H250ZM260 168V167H259ZM42 170H43V167L41 168ZM40 169V170H41ZM57 169V168H56ZM62 169V168H61ZM83 169V168H82ZM82 169H81V171H82ZM104 169V168H103ZM128 169V168H127ZM155 169V168H154ZM179 169V168H178ZM181 169H183V168H180L178 171H181ZM203 169V168H202ZM205 169V168H204ZM203 169V170H204ZM10 170H13V168H11ZM15 171H16V169H14ZM39 170V169H38ZM41 170V171H42ZM44 170H45V168H44ZM44 170L42 171V172H44ZM68 170V169H67ZM114 170V169H113ZM157 170V169H156ZM184 170V169H183ZM205 170H208L209 171V169H205ZM226 171H228L227 169H225ZM252 170V169H251ZM250 170V171H251ZM254 170V169H253ZM260 170V169H259ZM262 170V169H261ZM19 171V170H18ZM57 171H59V170H57ZM72 171V170H71ZM157 171H160V170H157ZM186 171V170H185ZM210 171H209V173H210ZM214 171H215V168H214ZM219 171V170H218ZM217 170H216V172H218ZM240 171H241V173H240ZM20 172V171H19ZM41 172V173H42ZM55 172H56V170H55ZM74 172V171H73ZM79 172V171H78ZM77 172V173H78ZM110 172H111V170H110ZM145 172V171H144ZM154 172V170L152 171V173ZM168 172H170V171H168ZM216 172L214 173V175L216 174ZM254 172V171H253ZM264 172V171H263ZM9 173V174H8ZM16 173H17V171H16ZM65 173H66V171H65ZM125 173V172H124ZM145 173H147V172H145ZM158 173V172H157ZM167 173V172H166ZM219 173V172H218ZM228 173V172H227ZM230 173H231V171H230ZM235 174V172H233L232 171V173L231 174ZM19 174V173H18ZM17 174V176H19ZM57 174V173H56ZM177 174H178V172H177ZM213 174V173H212ZM230 174V175H231ZM259 174V173H258ZM261 174H262V172H261ZM9 175V176H8ZM16 175V174H15ZM48 175H49V173H48ZM67 175V178H68V174H66ZM66 175H64V176H66ZM139 175V174H138ZM147 175V174H146ZM152 175V174H151ZM209 175V174H208ZM210 175H211V173H210ZM217 176H218V174H216ZM242 175V174H241ZM260 175V174H259ZM53 175H51V177H52ZM56 176V175H55ZM55 176H53V178L55 177ZM62 176V175H61ZM61 176L60 175H58V176H56L57 178L58 177H60L61 178ZM72 176V175H71ZM71 176H69V177H71ZM113 176L114 177H116L117 178V180L115 181H113L112 179H114L113 178ZM128 176V175H127ZM141 176V175H140ZM149 176V175H148ZM147 176V177H148ZM167 175L165 174V172H162V173H158V174H156L155 176H153V178L155 179V180H157V181H169L168 180V177H166ZM170 176V175H169ZM178 176V175H177ZM225 176V175H224ZM229 176V175H228ZM236 176V175H235ZM238 176V175H237ZM261 176V175H260ZM11 177V178H10ZM48 177V176H47ZM55 177V178H56ZM76 177V176H75ZM138 176H136V177H134V178H137ZM141 177H145V176H141ZM141 177H139L140 179H142ZM150 177V176H149ZM148 177V178H149ZM152 177V176H151ZM250 177V176H249ZM54 178V180H61V179H55ZM63 178V177H62ZM152 178V179H153ZM226 178V177H225ZM230 178H231V176H230ZM19 179V178H18ZM24 179V180H25ZM48 179V178H47ZM47 179H45L44 178V180H45V182H47L46 180ZM74 179V178H73ZM120 179V178H119ZM133 179V178H132ZM150 179V178H149ZM206 179H210V178H206ZM205 179V180H206ZM211 179H214L212 182H221L220 180H221V178H220V180L218 181V180H215V178H212L211 177ZM210 179V180H211ZM217 179V178H216ZM219 179V178H218ZM228 179V178H227ZM237 179H238V186L237 185H234V188H235V186H237L238 188H237V191L236 190H234V192H232V191H229V190H231V189H229L228 188V191H225V196H224V194L223 193H220V194H218L219 195V197L221 198V196H224V198L226 199V202H227V199L229 200L230 198H234V207H235V210L236 211H238L239 213L240 212H242V210L244 209L243 207H244V204L242 203V201H241V199L242 198H247V196L248 197H250V196H252V195H255L256 193H257V188H256V186H257V184H258V182L256 183V184H254L253 182H249L250 181V178H249V181L247 180V179H243L242 177H240V175H239V177H237ZM243 179V180H242ZM251 179H252V177H251ZM43 180V179H42ZM41 180V181H42ZM49 180H51V178H49ZM77 180V179H76ZM130 180V179H129ZM135 180V179H134ZM151 180V179H150ZM254 180V179H253ZM14 181V180H13ZM16 181V180H15ZM19 181V180H18ZM71 181V180H70ZM132 181V180H131ZM179 181V180H178ZM187 182L189 181V180H186ZM229 181V180H228ZM228 181H227V183H228ZM255 181V180H254ZM25 182V181H24ZM26 182V183H27ZM42 182H44V181H42ZM49 182V181H48ZM47 182V183H48ZM61 182V181H60ZM149 182V181H148ZM169 182H171V181H169ZM177 182V181H176ZM226 182V180L224 181V183ZM8 183V182H7ZM11 183H15V182H11ZM11 183H9V184H11ZM17 183V182H16ZM19 183V182H18ZM25 183V184H26ZM37 184H38V182H36ZM118 183V182H117ZM131 183V182H130ZM133 183V182H132ZM131 183V184H132ZM137 183V182H136ZM143 183V182H142ZM141 182L139 183L138 182V184L137 185H141L142 184ZM205 183V182H204ZM235 183V182H234ZM19 184H22V183H19ZM40 184V183H39ZM85 184V185H84ZM98 184H102V185H98ZM162 184H164V183H162ZM161 184V182H160V185H162ZM192 184H194V183H192ZM237 184V183H236ZM259 184H261V183H259ZM259 184H258V186H259ZM13 185V184H12ZM34 185V184H33ZM48 185L49 186H51L49 183H48ZM65 185H67V184H65ZM96 185H98L99 187H97ZM146 185H147V187H148V184L146 183ZM154 185V184H153ZM157 184H155V186H156ZM220 184H218L217 185V188H218V186H219ZM228 185H229V183H228ZM232 185H233V182H232ZM15 186V185H14ZM14 186L12 187L11 186V188H14ZM17 186V185H16ZM15 186V187H16ZM19 186V185H18ZM21 186V185H20ZM23 186V185H22ZM49 186H48V189H49ZM61 186V185H60ZM135 186V185H134ZM144 186V185H143ZM159 186V185H158ZM163 186H165V184L163 185ZM162 186V187H163ZM222 186V185H221ZM229 186H231V185H229ZM10 187V186H9ZM32 187V186H31ZM37 187V186H36ZM146 187V189H148ZM151 187H152V185H151ZM204 187V186H203ZM206 187V186H205ZM208 187H213L212 185L211 186H208ZM207 187V188H208ZM220 187V186H219ZM224 187H228L227 185H226V183H225V186ZM232 187V186H231ZM263 187V186H262ZM35 188V187H34ZM44 188V187H43ZM46 188V187H45ZM44 188V190H46ZM54 188V187H53ZM132 188H133V185H132ZM131 188V189H132ZM142 188H144V187H142ZM154 188V187H153ZM160 188V187H159ZM192 188V187H191ZM194 188V187H193ZM215 189H216V187H214ZM10 189V188H9ZM15 189V188H14ZM13 189V190H14ZM17 189V188H16ZM31 189H33V188H31ZM36 189V188H35ZM39 189V188H38ZM41 189H42V187H41ZM40 189V190H41ZM47 189V190H48ZM116 189V188H115ZM145 189V190H146ZM149 189H151L150 187H149ZM156 189V188H155ZM209 189V188H208ZM221 189H222V187H221ZM4 190V189H3ZM12 190V193L14 192L15 193V191H13ZM20 190H22L21 188H20ZM46 190V191H47ZM50 190H52V189H50ZM54 190V189H53ZM61 190V189H60ZM101 190V189H100ZM99 190V191H100ZM117 190V189H116ZM135 190H139V187L137 188V189H135ZM135 190H134V192H135ZM142 191V192H139L138 191V193H133V195L130 193V195H126V194H122L123 196H121V197H119V198H117V199H115V201H112V202H108L109 203V205L108 206H106L107 207V209L105 208V207H100V208H98V210L99 211H97V212H95V213H97V215L95 214V217H98V220H97V223H95V231L97 230V232H103V231H106V230H110V229H112V230H115V231H118L117 229H115L116 227L114 226V224L111 222V220L113 221V218L114 217H120L121 219H122V221H119L118 219H116L118 222H121L120 223V225H123L124 223H123V221H125L126 223H128V226L130 225V226H132L134 223H133V220H134V218H137V220H136V223L137 224H139V225H143L146 229H147V231H149L148 232V234H150L151 236H152V238L149 240L148 239V243H145V241H144V244H142V245H139L138 246V249L137 250H135V249H132V250H130V251H124V249H123V253L125 254V258H126V256H127V258H129V260L130 261H128V262H130V264H200V261H202L201 260V258L202 257H199L197 254V256H195V255H193V250L192 251H190V250H188V251H186L188 254L189 253H191L189 256H184V257H182L181 259H176L175 258V255H174V252H173V250H172V248L169 246V245H167L165 242H162V241H160L161 240V238L163 237V236H165L166 234H167V227L166 226H163V224H161V223H164L165 221H167L168 220V212H166L165 211V207L163 206V205H165V204H163V200H164V194L163 193H160V192H156V191H154L153 189L150 191V190H147V193L145 194V192L146 191ZM189 190V189H188ZM212 190H214V189H212ZM212 190H210L209 189V191L210 192H212ZM217 190V189H216ZM227 190V189H226ZM233 190V189H232ZM259 190V189H258ZM261 190V189H260ZM9 191V190H8ZM33 191H34V189H33ZM63 191V190H62ZM72 191V190H71ZM99 191H97L96 190V193L98 192V194L100 193ZM176 191H178V190H176ZM215 191V190H214ZM10 192V191H9ZM23 192H24V190H23ZM22 192V193H23ZM37 193H38V191H36ZM42 193L44 192V191H41ZM40 192V193H41ZM55 192H56V190H55ZM54 192V193H55ZM66 193L68 192V193H71L70 191H65ZM118 192V191H117ZM122 192H124V190L122 191ZM126 192H128V191H126ZM132 192V191H131ZM137 192V191H136ZM185 192H187V190L185 191ZM13 193V194H14ZM26 193V192H25ZM32 193V192H31ZM53 193V192H52ZM54 193L53 194H51V196L52 195H54ZM108 193V194H109ZM125 193V192H124ZM215 193V192H214ZM236 193V194H235ZM2 194V193H1ZM7 194V193H6ZM6 194H4V195H6ZM36 194V193H35ZM49 194V193H48ZM47 194V195H48ZM73 194V193H72ZM101 194V193H100ZM99 194V195H100ZM113 194V193H112ZM111 194V195H112ZM115 194V196L117 197L118 195H116V192L114 193ZM182 194H184V193H182ZM186 194V193H185ZM208 194V193H207ZM210 194V193H209ZM217 193H215V195H216ZM223 194V195H222ZM59 195V194H58ZM95 195H97V194H95ZM104 195V194H103ZM103 195H101V197L103 196ZM214 195V196H215ZM2 195H0V197H1ZM13 196H15V198L14 197H12L13 199H14V204H17V209H18V211H20V213H19V217H17V222L18 223H16L15 224V226L13 225V226H9L10 228H12V229H14V230H16V234H21V233H24V236H25V239H27V247H25L24 249H23V253L26 255V257H27V259H31L32 261H34V263L35 264H43V262H47V260L49 261L50 260V253H49V251H48V246H47V244H46V242H47V240H46V238H45V236H48L47 235V222H46V220L44 219V216H43V213H42V211H41V209L39 208V206H38V204H35L36 203V201L37 200H35V202H33V200L32 199H30V200H28V199H26L25 200V197L27 196L26 194H24V196L21 194V193H17V195H13ZM40 196H42V194L40 195ZM44 196H45V194H44ZM44 196H42L43 198H44ZM63 196V195H62ZM68 196H70V195H68ZM125 196V197H124ZM175 196H179V194H178V192H176L175 193ZM180 196H182V195H180ZM207 196H209V195H207ZM210 196H211V194H210ZM234 196V197H233ZM9 197H11V196H9ZM28 197V196H27ZM30 197V196H29ZM34 197V195L32 196V198ZM212 197V196H211ZM211 197H209L210 199H211ZM219 197H218V199H219ZM239 197V202H236V201H238L236 198H238ZM12 198H11V200H12ZM35 198V197H34ZM38 198H40V197H38ZM37 197H36V199H38ZM46 198V197H45ZM49 198V197H48ZM70 198V197H69ZM67 199V200H70V199ZM76 198V199H75ZM95 198H99V197H95ZM103 198V197H102ZM102 198H100L99 199V201H101V203H103V201H102ZM105 198V197H104ZM110 198H112V197H110ZM175 198V197H174ZM213 199H215L214 197H212ZM223 198V197H222ZM3 199V198H2ZM9 199V198H8ZM7 199V200H8ZM94 199V198H93ZM181 199V198H180ZM217 199V198H216ZM217 199V200H218ZM236 199V200H235ZM22 200H25L26 202H25V207L24 206H22V204H21V206H20V203H21V201ZM58 200V199H57ZM67 200H65V201H67ZM104 200V199H103ZM184 200V199H183ZM207 200H208V198H207ZM231 200V199H230ZM233 200V199H232ZM39 201V200H38ZM46 201V200H45ZM53 201V200H52ZM98 201V200H97ZM98 201V203H100ZM211 201H213V200H211ZM216 201V200H215ZM225 201V200H224ZM223 201V202H224ZM5 202V201H4ZM11 202V201H10ZM67 202H69V203H66L67 205L68 204H72V202L70 203V201H67ZM217 202V201H216ZM219 202H220V200H219ZM259 202V201H258ZM261 202H262V200H261ZM264 202V201H263ZM53 203V202H52ZM97 203V204H98ZM185 202L183 201V204H184ZM208 203V202H207ZM247 203V202H246ZM13 204V203H12ZM41 204V203H40ZM49 204V203H48ZM112 204V205H111ZM168 204L169 205H171L172 204V202L171 201H169L168 202ZM187 204V203H186ZM185 204V205H186ZM218 204V203H217ZM216 204V205H217ZM263 204V203H262ZM53 205H56V204H54L53 203ZM52 205V206H53ZM100 205V204H99ZM102 205V204H101ZM111 205V206H110ZM151 205L152 206H154L153 207V210L151 211V212H149L148 213V210L151 208ZM176 205L177 204H175V207H176ZM223 208L220 206V204H219V210L220 209H224V207L225 208H227V204L226 203H223ZM6 206V205H5ZM10 206V205H9ZM13 206V205H12ZM45 206H46V204H45ZM57 206V205H56ZM64 206V205H63ZM66 206V205H65ZM69 206V205H68ZM72 206V205H71ZM96 207H97V205H95ZM187 207H189L188 205H186ZM191 206V205H190ZM208 206V205H207ZM231 206V205H230ZM233 206V205H232ZM249 206H250V203H249ZM7 207V206H6ZM5 207V208H6ZM50 206H48V209H50L49 208ZM94 207V206H93ZM202 207V206H201ZM211 207V206H210ZM218 207V206H217ZM56 208H58V207H56ZM183 208H185V206L184 207H181L180 209H176V215L178 216L177 218H180V212H182V210H183ZM231 208V207H230ZM230 208H227L228 210L227 211H225V212H228L229 211V209ZM246 208L248 209V207L246 206ZM260 208H262V207H260ZM8 209H9V207H8ZM46 209H47V207H46ZM61 209V208H60ZM93 209H95V208H92V210H91V212H93ZM207 209V208H206ZM211 210H212V208H210ZM10 210H13V208L12 209H10ZM15 210V209H14ZM45 210V209H44ZM44 210H43V212H44ZM50 210H52V209H50ZM53 210H56L55 208L53 209ZM73 210V209H72ZM185 210H186V208H185ZM215 210H217V209H215ZM219 210H217V211H219ZM231 210V209H230ZM234 210V211H235ZM257 210V209H256ZM5 211H7V210H5ZM63 211V210H62ZM61 211V212H62ZM73 211H75V210H73ZM95 211V210H94ZM217 211H215V214L217 213ZM234 211H233V213H234ZM251 211H253L252 209L250 210V213H249V216H250V214H252L251 213ZM255 211V210H254ZM258 211H260V210H258ZM17 211L15 210V213H16ZM45 212H48V210L47 211H45ZM55 212V211H54ZM58 212V211H57ZM66 212V211H65ZM70 212V211H69ZM77 212V211H76ZM199 212H201V211H199ZM203 212H205V211H202V213H200L201 215L203 214ZM209 212V211H208ZM224 212V214H227V213H225ZM249 212V211H248ZM4 213V212H3ZM9 213V212H8ZM63 213V212H62ZM78 213V212H77ZM76 213V214H77ZM85 213V212H84ZM220 212H218V214H219ZM230 213V211L228 212V214ZM232 213V212H231ZM231 213H230V216H232L231 215ZM236 213V212H235ZM234 213V215H237V214H235ZM261 213V212H260ZM5 214V213H4ZM7 214V213H6ZM48 214H49V212H48ZM63 214H65V213H63ZM70 214H71V212H70ZM81 214V213H80ZM86 215L88 214V216H90V214L87 212V213H85ZM184 214L186 215L187 214V212L185 211L184 212ZM195 214V213H194ZM205 214V213H204ZM203 214V215H204ZM210 214V213H209ZM255 214H256V212H255ZM258 214V213H257ZM55 215V214H54ZM66 215V214H65ZM64 215V216H65ZM71 215H73V214H71ZM82 215V214H81ZM81 215H79V216H81ZM173 215L175 216V213H173L172 214V216H170V217H172L173 218ZM200 215V216H201ZM233 215V216H234ZM239 215V214H238ZM252 215H254V214H252ZM251 215V216H252ZM261 215V214H260ZM259 215V216H260ZM4 216V215H3ZM49 216H51V215H49ZM58 216V215H57ZM66 216H68V217H71L70 215H66ZM75 216V215H74ZM205 216V215H204ZM219 216V215H218ZM217 216V217H218ZM240 216V215H239ZM241 216H243V215H241ZM53 217V216H52ZM63 217V216H62ZM76 217H77V215H76ZM75 217V218H76ZM197 216H195V217H193V218H196ZM220 217V216H219ZM224 218H223V220L222 221H224V222H222L221 220V222L224 224V226L226 227V225H225V220H226V224H227V220L229 219H232V217L231 218H227L226 219V216H223ZM236 217H238V216H236ZM235 217V218H236ZM244 217V216H243ZM241 218V219H239V223L238 222H236V220L234 221L233 219L231 220V221H233V224H237L236 225V228H237V230L240 232V234H239V240H238V242H237V244H235V246H233L232 248H231V246H230V249H227V252L225 253V252H217L216 251V249H215V251H207V254H206V256L209 258H207V261H208V263H206V261H205V264H264V237L262 236V235H260V233L264 230V229H262L261 230V228H260V230H261V232L259 233H255L254 232V230L252 229V226H248V224H247V221H249V218ZM257 217V216H256ZM11 218V217H10ZM45 218H48V217H45ZM57 218V217H56ZM83 218H88L87 216L86 217H83ZM93 218V219H92ZM92 218H90V222L88 223V225H89V228H90V226H91V224H92V222H94V221H96L95 220V218L92 216ZM171 218V219H172ZM186 218H188V217H186ZM197 218H199V217H197ZM215 218V217H214ZM234 218V217H233ZM240 218V217H239ZM258 218V217H257ZM3 219V218H2ZM57 219H59V218H57ZM63 219V218H62ZM61 219V220H62ZM65 219H68V218H65ZM174 219H175V217H174ZM173 219V220H174ZM199 219H201V218H199ZM208 219H210L208 222H210V224H214V225H216L217 226V224H219L220 223V221L218 222V220L216 221V220H213V218L211 219L210 217H208ZM220 219H221V217H220ZM237 219V218H236ZM251 219V218H250ZM256 219V218H255ZM1 220V219H0ZM11 220H13V219H11ZM52 220H54L53 218H52ZM64 220V219H63ZM73 220V219H72ZM83 220V219H82ZM94 220V221H93ZM115 220V219H114ZM228 220V221H229ZM13 221H15V220H13ZM56 221V220H55ZM69 221H70V219H69ZM74 221H76V220H74ZM176 221H177V219H176ZM190 221V220H189ZM206 221V220H205ZM205 221H198V226H200V225H203V223H205ZM255 221V220H254ZM8 222H9V220H8ZM10 222H12V221H10ZM80 222V221H79ZM111 222V223H110ZM192 222L194 223V221H193V219H192ZM208 222H206V223H208ZM250 222H252L251 220H250ZM12 223H14V222H12ZM75 223H77V222H75ZM83 223H86V221L85 222H83ZM123 223V224H122ZM126 223H125V225H126ZM179 223H181V222H179ZM258 223V222H257ZM256 223V224H257ZM23 224H28V229H29V231L27 232V231H25L24 230V232L21 230L22 229V225ZM56 224V223H55ZM59 225H60V223H58ZM68 224V223H67ZM70 224V223H69ZM82 224V223H81ZM87 224V223H86ZM86 224H82V225H86ZM119 224V223H118ZM182 224V223H181ZM229 224V223H228ZM253 224H255L254 222H253ZM50 225V224H49ZM65 225V224H64ZM79 225V224H78ZM88 225H86L87 227H88ZM185 224H183V226H184ZM259 225H261V224H259ZM259 225H258V227H259ZM1 226V225H0ZM62 225H60V227H61ZM66 227H67V225H65ZM118 226V225H117ZM142 226V227H143ZM186 226V225H185ZM228 226V225H227ZM4 226H2V228H3ZM27 227L25 228L26 230H27ZM64 227V226H63ZM62 227V228H63ZM74 227H75V225H74ZM77 227V226H76ZM115 227V228H114ZM126 227H127V225H126ZM175 227V226H174ZM186 227H189V226H186ZM195 227V226H194ZM258 227H256V228H258ZM5 228V227H4ZM53 228V227H52ZM86 228V227H85ZM119 228V227H118ZM123 228V227H122ZM176 228H178V227H176ZM183 228V227H182ZM190 228V227H189ZM193 228V227H192ZM196 228V227H195ZM195 228H193V229H195ZM64 229H68V228H64ZM84 229V228H83ZM92 229V228H91ZM132 229V228H131ZM130 229V230H131ZM225 229V228H224ZM50 230V229H49ZM62 230V229H61ZM78 230V229H77ZM76 230V228H75V231H77ZM88 230V229H87ZM94 230V229H93ZM129 230V229H128ZM129 230V231H130ZM133 230V229H132ZM135 230V229H134ZM169 230H171L170 228H169ZM179 230H182L181 228L179 229ZM185 230V229H184ZM198 230V229H197ZM210 230V229H209ZM74 231V230H73ZM72 231V232H73ZM74 231V232H75ZM82 231V230H81ZM80 230H79V233L78 234H74L75 235V237H76V240H74V241H77V243L78 244H80V240H81V238H82V234L80 233L81 232ZM195 231V230H194ZM199 231V230H198ZM211 231V230H210ZM221 231V230H220ZM12 232V231H11ZM73 232V233H74ZM90 232V231H89ZM93 232V234L92 235H94V233H96V232H94V231H92ZM124 232V231H123ZM133 232V231H132ZM139 232V231H138ZM141 232V231H140ZM176 232V231H175ZM183 233H184V231H182ZM197 232V231H196ZM195 232V233H196ZM200 232V231H199ZM223 231H221V232H217V234L219 233H222ZM7 233V232H6ZM125 233V232H124ZM124 233H122L123 235H124ZM129 233V232H128ZM144 233H146V232H144ZM187 233V232H186ZM209 233V232H208ZM211 233H213V232H211ZM215 233V232H214ZM263 233V232H262ZM261 233V234H262ZM3 234H5V233H3ZM112 234V233H111ZM111 234H108V236H111ZM122 234H119L120 236L119 237H121V235ZM127 234V233H126ZM147 234V235H148ZM181 234L182 233H180L179 232V235L181 236ZM185 234V233H184ZM183 234V235H184ZM189 234H191V233H189ZM189 234H187V237H188V235ZM204 234L205 233H203V236H204ZM216 234V235H217ZM218 234V235H219ZM235 233H233V235H234ZM237 234V233H236ZM264 234V233H263ZM96 235V234H95ZM140 235V234H139ZM143 235V234H142ZM141 235V236H142ZM175 235V234H174ZM202 235V234H201ZM210 235V234H209ZM215 234H213V235H210V236H214V239H216L215 238V236H216ZM227 235H228V233H227ZM231 236H232V234H230ZM229 235V238H231V236ZM1 236V235H0ZM15 236V235H14ZM89 236V235H88ZM102 236V235H101ZM104 236V235H103ZM140 236V237H141ZM191 236V235H190ZM190 236L188 237L189 239H188V241H190ZM221 236V235H220ZM219 236V237H220ZM234 236H236V235H234ZM3 237V236H2ZM5 237H7V236H5ZM5 237H3V238H5ZM67 237V236H66ZM116 237V236H115ZM118 237V236H117ZM119 237L118 238H116V239H119ZM133 237H136V236H133ZM132 237V238H133ZM177 237V236H176ZM179 237V236H178ZM217 237V236H216ZM68 238H70V236H68L67 237V240H68ZM89 238H90V236H89ZM97 238V237H96ZM100 237H98L97 239H95V240H97L96 242H99L101 239H99ZM101 238H103V237H101ZM105 238H106V235H105ZM104 238V239H105ZM127 238V237H126ZM129 238V237H128ZM127 238V241L129 240H132V238L131 239H128ZM211 238H213V237H211ZM222 238V237H221ZM223 238H227V237H223ZM12 239H14V237L12 238ZM12 239H11V241H12ZM84 239V238H83ZM107 239V238H106ZM108 239H109V237H108ZM113 239H115L114 238V236H113V238L111 237V239L110 240H113ZM120 239H123V238H120ZM119 239V240H120ZM137 239V238H136ZM140 239H142V238H140ZM145 239H146V236H145ZM182 239V238H181ZM200 239V238H199ZM214 239H213V241H214ZM236 239H237V237H236ZM7 242L10 240V239H8L7 240V238L5 239ZM15 240V239H14ZM19 240H20V238H19ZM37 240H38V242H37ZM73 240L71 241V242H73ZM134 240V239H133ZM183 240V239H182ZM16 241V240H15ZM21 241V240H20ZM64 241H66V240H64ZM84 241H86V244H88L87 243V238H86V240H84ZM115 241V240H114ZM122 240H120V242H121ZM126 241V242H127ZM137 241H138V239H137ZM146 241H147V239H146ZM231 241V240H230ZM230 241H229V243H230ZM233 241H234V239H233ZM232 241V242H233ZM237 241V240H236ZM10 242V241H9ZM8 242V243H9ZM17 242V241H16ZM70 242V243H71ZM112 242V241H111ZM125 242V243H126ZM139 242V241H138ZM138 242L136 243V244H138ZM175 242V241H174ZM19 243H21V242H19ZM62 243H63V241H62ZM65 243V242H64ZM63 243V244H64ZM66 243H67V241H66ZM69 243V242H68ZM76 243V244H77ZM123 243H124V240H123ZM189 243V242H188ZM193 243V242H192ZM191 243V244H192ZM198 242H196V244H197ZM15 244V243H14ZM58 244V243H57ZM61 244V243H60ZM83 244V243H82ZM99 244V243H98ZM113 244H116L115 242L113 243ZM112 244V245H113ZM119 244V243H118ZM118 244H116V246L118 245ZM121 244V243H120ZM127 244V243H126ZM0 245H2L1 243H0ZM62 245V244H61ZM72 245H74V244H72ZM102 245L104 246V245H106L105 244V242L104 243H102ZM207 245V244H206ZM205 245V246H206ZM214 245H215V243H214ZM223 244H221V246H222ZM226 245V244H225ZM17 246V244H15V247ZM57 246V245H56ZM60 245L58 244V247H59ZM71 246V245H70ZM91 246V245H90ZM103 246H101V249H98L99 251L100 250H102V247ZM110 246H111V243H110ZM124 246H129V245H124ZM130 246H131V244H130ZM205 246L204 247H201V248H205ZM210 246V245H209ZM227 246V245H226ZM18 247H20V245L19 246H17V248ZM57 247V248H58ZM65 247H67L66 245H65ZM64 246L62 247L63 249L65 248ZM78 247H80V246H78ZM78 247L77 248H75V252H74V255L75 254H77L79 251H81V249L79 250L78 249ZM106 247H108V246H106ZM106 247H105V250H106ZM135 247H136V245H135ZM227 247H229V246H227ZM13 249H15L14 247H12ZM61 247H59V249H60ZM61 248V249H62ZM68 248V247H67ZM92 248V247H91ZM96 248V247H95ZM117 248V247H116ZM211 248V247H210ZM223 248V247H222ZM12 249V250H13ZM51 249V248H50ZM53 250L55 249V248H52ZM66 249V248H65ZM76 249H78L79 251H76ZM82 249H84V248H82ZM195 249V248H194ZM207 249V248H206ZM209 249V248H208ZM57 250V249H56ZM84 250H88V249H84ZM104 250V252H103V250L101 251V252H103V254L105 253L106 254V252H107V250L105 251ZM114 250H116V249H114ZM114 250H112L113 252H115ZM120 249H118V251H119ZM127 250V249H126ZM218 250H219V248H218ZM66 251V250H65ZM73 251V250H72ZM112 251H111V253L108 251V253L109 254H112ZM118 251H116L115 252V254L116 255H119L118 254ZM121 252H122V250H120ZM220 251H221V248H220ZM53 252V251H52ZM64 252V251H63ZM89 252H90V250H89ZM121 252H119V253H121ZM65 253V252H64ZM63 253V254H64ZM96 253H97V251H96ZM195 253V252H194ZM53 254V253H52ZM55 254V253H54ZM92 254H95V253H92ZM114 253H113V255H115ZM123 254V255H124ZM59 255H61V254H59ZM70 255V254H69ZM79 255V254H78ZM53 256V255H52ZM62 256V255H61ZM76 256V255H75ZM75 256H73L72 255V258L73 257H75ZM86 256V255H85ZM99 256H101V255H99ZM106 256H107V254H106ZM106 256L105 255H103L102 257H105L106 258ZM25 257V258H26ZM65 256H63V259H65L64 258ZM77 257H79V256H77ZM82 257V256H81ZM81 257H79V258H81ZM102 257H99V258H102ZM114 257V256H113ZM118 257V256H117ZM124 256H122L121 258H123ZM177 257H179V256H177ZM21 258V257H20ZM24 258V259H25ZM62 258V257H61ZM72 258H68L69 259V261L70 260H73ZM78 258V259H79ZM10 258H8L7 259V261L9 260ZM76 259V258H75ZM109 259V258H108ZM10 260H13V259H10ZM9 260V261H10ZM14 260H16V259H14ZM13 260V261H14ZM21 260H23V259H20V261ZM104 260V259H103ZM6 261V262H7ZM12 261V262H13ZM19 261V262H20ZM64 262V260H61V262ZM77 263H78V261L77 260H75ZM105 261H107V259L105 260ZM104 261V262H105ZM109 261V260H108ZM5 262V263H6ZM15 262V261H14ZM13 262V263H14ZM59 262H60V260H59ZM67 262V261H66ZM65 262V263H66ZM73 262V261H72ZM75 262V263H76ZM100 262H102V259H101V261ZM111 262V261H110ZM114 262V261H113ZM117 262V261H116ZM127 262V263H128ZM8 263V262H7ZM64 263V264H65ZM69 263V262H68ZM112 263V262H111ZM111 263H109L108 262V264H111ZM9 264H12L11 262H9ZM51 264H52V260H51ZM55 264V263H54ZM59 264H62V263H59ZM67 264V263H66ZM72 264V263H71ZM100 264V263H99ZM102 264H103V262H102ZM113 264V263H112ZM202 264V263H201Z\"/></svg>",
  "mask_w": 264,
  "mask_h": 264
}]
</instances>
